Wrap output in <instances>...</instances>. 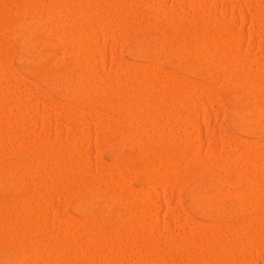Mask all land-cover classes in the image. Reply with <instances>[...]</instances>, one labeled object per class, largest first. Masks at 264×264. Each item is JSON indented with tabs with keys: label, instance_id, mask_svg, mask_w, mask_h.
<instances>
[{
	"label": "rangeland",
	"instance_id": "1",
	"mask_svg": "<svg viewBox=\"0 0 264 264\" xmlns=\"http://www.w3.org/2000/svg\"><path fill=\"white\" fill-rule=\"evenodd\" d=\"M38 1H40V0H32V1H29V2H32V6H34V9H33V11L31 12V13H28V14H26V15H24V16H22V17H20L21 19H30V18H37L38 19V17L39 18H41V19H44L45 17H46V15H45V13H47V11H49V9L51 10V5L52 4H49L50 5V8H47V4H48V2H50V1H52L51 3H53V6H52V9H59V7H61V6H63L62 4H64L65 3V1H63V0H44V2L46 3L47 2V4H45V3H43L42 5L41 4H39V2ZM58 1H59V3H58ZM61 1H63V2H61ZM73 1H75V2H73V5H67V8H66V10L68 9V7H69V9H73L74 11H71V10H68V11H71V13H76L77 15H74V16H77L78 17V15H79V12L81 11L80 9H84V8H81L82 6H84V5H82V4H84L85 2H86V4H85V6H86V8H87V6H88V8H91V11H90V9H86L85 8V10L86 11H90L91 13H90V16L91 17H93V19H95V20H93V19H91V17H90V20L91 21H93V22H95L96 20V24L98 25V24H100L99 26V28L101 29V32H103L104 30H105V32L107 33L108 32V34L110 33L109 31H111V28L112 29H114V28H116V27H118L119 25L118 24H120L121 26H119L118 28H116V30L114 29L112 32H114L113 33V35H107L108 37H106V33H105V35H103L104 33H102V38L99 36L98 38H95L96 39V41H95V39L94 40H92L91 42L93 43H91L90 44V46L93 48L94 46V48H97L96 50L94 49V51H96L95 53L96 54H94V55H97V56H95L96 58H94V59H96L97 61H94L93 62V60H92V63H90V64H92V66H91V68H89V69H91L92 71H94L93 70V68L96 70V71H94L93 72V77L94 78H96L95 77V74L97 73V74H99L100 73V76H101V78L103 79V82H102V80H101V78L99 79V78H97L96 80H97V82L95 81V83H97L98 84V88H103V91H102V89L101 90H99V89H97V86L95 87V85H94V87L97 89V91L95 92L94 90H96V89H92L93 87H91L90 89H88L87 88V98H89L90 99V102H92V103H83V100H82V102L81 103H79L80 101L78 100L80 97L79 96H74V98H71V99H73V100H71V101H73V102H71L70 100H64V99H61L62 97H61V95H60V93H59V91L57 90V89H55V88H51L50 86H48V85H44L43 84V82L42 81H40L39 79H38V77L37 76H35V75H33L32 73H30L29 71H27V69L24 67L25 66V64H24V60H23V58L24 57H28L29 55H28V53L27 52H24V51H22V47H21V38L19 39V38H17V37H15L14 36V29H15V24H16V22H17V20L18 19H20L17 15V17L15 16V14L16 13H13V12H16L14 9V6L13 5H11V4H7L6 6H2L1 7V3L2 2H0V8H2L1 9V11H0V24H3L2 26H4V27H0V35H1V37L0 38H5L4 39V41H7V48H3V45H2V47L0 48V86L2 87L1 89H2V91H1V89H0V94L3 92V94H1V95H8L7 93H5V90H6V88L5 87H8V90H11V91H16V94L18 93V91L20 90V89H22V91H23V93L21 94V95H19V94H17V96H18V98L21 96L22 97V95H23V100H20L21 99V97L19 98V100L22 102V103H18V102H20V101H18V99H16L17 97H16V94H15V96H14V94H11V92H9L8 90H7V92L10 94L9 96H12V98H10L9 100H14V101H10L9 102V100H7L9 103H7L6 102V99H5V101H4V96H1L0 95V98H1V100H3L2 102L0 101V104L2 105L4 102L6 103V104H10V103H12V104H10V108H7V107H5V108H1V107H3V106H1L0 108H1V111H3V110H7V112L8 113H11L10 111V109H12V113L14 112V117L16 116V118L18 119V116L20 115H18V110L19 111H21L20 109H22V108H24L25 106H27V107H25V109H22V110H25V121H24V123H23V118L22 119H18L19 121H18V124L16 123V121H17V119H16V121H15V118H13V114L12 115H10V114H8V116L10 117V119L11 120H9L7 117V114L6 115H4L3 116V114H2V112L0 113L3 117H2V119L3 118H5V116H7L6 117V120H9V122H6L4 119L1 121V119H0V123L2 122V123H4L5 125H3L2 123H1V127H3L2 129H1V127H0V135H1V137H0V142H1V147L3 148V150H2V148L0 149V154H1V152H6V154H7V156H5L4 157V154H3V156H2V158H0V159H2V160H0V165H1V169H0V171L1 170H4V169H7V170H9V172H15V170L16 169H19L20 167H22L24 164H27L29 167L30 166H33V168L32 167H30V169L32 168L33 169V171L35 170V166L36 165H38V163H42L43 162V164H45L44 163V161H41V160H43V158L44 157H46V158H44L45 159V161H46V164H47V168H48V164H49V161H50V154L51 153H53L54 155L56 154L57 155V157H58V154H59V157H61L62 158V156H60V155H64L65 154V156H66V154H68V156H69V154L71 155V156H78L80 153H82V154H80V156H78V157H81V155H82V157L85 159V161H87L88 163L86 164V165H88V164H91V172H92V175L91 174H89L88 175V173H86L85 172V174H83L84 172H82V173H80V174H82V176H81V178H80V174H76L75 172H77L74 168H77L78 166H76L75 164L76 163H74V162H72V163H74V165L73 164H71V163H69L70 165H68L67 163L68 162H66L65 161V163H64V160H62V159H60L61 160V162L62 163H60V161H59V159H57L56 161H58V163H59V167L57 166L58 165V163H56V165H53V164H55V162H53V163H51V165L49 164V167H51L50 169L48 168V170H47V168H45L46 170V172H44L43 174L41 173V174H39V181L41 180L42 182H43V186H44V184L46 185V188H51V186L55 189H57V188H59L60 186V189L62 188L63 189V187L65 186L66 187V185H68V181H66V177L65 178H62V175H65V174H67L68 172L70 173V170L71 171H73V172H71L70 174H74V176L73 175H70L69 173H68V175H65V176H69L68 178L70 179V180H73L74 178H75V175H78V176H76V178H77V180H79V181H77V183L75 184V185H73V183H69V185H73V186H71V187H73V188H71V191H69V192H64L65 191V188L63 189V190H60V189H57L56 190V192L57 191H59L58 193H56L55 192V190H52V191H54L55 192V194H53V192H52V195H56V196H53V200L55 201H53L52 200V203H49V205H51L52 206V208H53V205L55 204V208H53V209H51L50 210V208L48 207L49 205L48 204H45V205H42L40 208H38V210H39V212H37V208H35V210H33V212L31 211L30 213H31V215H30V213H29V217L31 218V217H34V214L37 212L38 214H41L43 211H44V209H45V211L48 209L49 210V213H50V211H51V215L52 214H54V212H53V210L55 211V213H56V215L55 216H57V218H63L64 217V219H68V217H66V216H68V215H70V217H77V218H79V216H81V214L79 215L78 213V211L77 210H75L74 209V206H75V204L77 205L80 201H82L83 199H85V198H87V197H93V199H94V205H95V208H100L101 210H103L104 212H103V215L105 216L106 214H109V213H113L115 210H117V211H119L118 209H120L123 213H124V216L122 215V213H121V216L122 217H120V219H124V220H126V219H128L129 218V216H130V213H135L136 211H134V210H136V209H138L139 210V208H142L143 207V205L141 206V204H140V206L139 205H137V208H136V206H135V208L136 209H134L133 211H131L133 208H130V207H133L134 205H131V204H127L126 205V203H119V202H114V201H116L117 200V196L115 195V193H114V191H113V189H111L110 188V186L105 182V177L107 176H109V172L111 171V172H113V174H110V175H113V176H115V177H119L120 175L119 174H117L116 172H117V170H116V168L118 167L117 165L115 166V164L114 163H116V158L115 157H117L119 154L120 155H129V153H130V155L131 154H133L135 151H133V148L135 147L134 145H132L131 143H129L126 139H128V137H129V133L131 132H129L128 130H131V129H133V130H136L139 134H138V136H140L141 137V134L143 133V137H144V134H145V137H147L148 135H150L149 136V138L151 137V136H155L154 137V139H156V141H158L157 139H159L160 140V142L158 141V143H161V142H165V144H159V145H157L156 146V150H157V155H155V156H157V158L160 156H162L160 159L162 160V159H164L163 157H165V159H168L167 158V155L166 156H164L166 153H172V154H170L171 156H173L172 157V159L174 160V161H177L178 162V164H180L181 166H182V168H181V166H179L180 168V170L178 169V168H176L177 167V164H176V170L177 171H175V172H173V169L175 170V168L173 167L174 165H172V164H169L170 162H168L167 160L165 161V159L164 160H162V161H165V162H167V164L168 165H170L169 167H167V166H165V162H162L161 163V160L159 159V161H160V163H159V161H158V159L156 158L155 160H157L154 164L156 165V164H158L159 166H160V168H161V171H160V173H161V175L160 176H162V177H164V175H166L164 178H157V177H159V176H157V177H155V175H154V179L152 180H150V178L148 177L147 179L149 180H147V179H144V177H142L144 174L145 175H147L148 176V174H146V173H144L143 175H141L143 172H139V171H137V170H134L133 168L132 169H123L122 170V172H126L125 174H127V180H126V182H127V184H130L129 186L131 187V188H134V189H136V190H141L142 188L144 189H148V187L149 188H151V187H153L152 185H154L152 182L154 181V183L157 181L158 183H159V186H160V183L161 182H163V186L161 187H159L156 183H155V185H157V190L158 191H160V192H158L157 191V193L159 194V197H158V194H157V197L159 198H156L157 199V202H154L155 204H152L151 206H152V214H154V215H148V216H146V220L148 221V220H152V219H154V218H156L158 221H155V222H157L153 227H154V229H156V231H157V229H158V233H159V230H160V235L162 236H160L162 239H158V240H160L159 241V243H158V241H157V244H155L154 246L155 247H157V249H155V247L154 246H152V250L153 249H155L154 251H152L153 252V254H159V253H163V249H165V251L167 252V255L169 256L168 258H169V260H179V261H185V259H188V258H190V259H192V260H194V261H196L197 259V261L196 262H202V264H210V262H212L213 264H214V260H216V259H213V261H211V258H210V262H209V260H207L206 258H207V256H211L210 254H214V256H217V257H225L223 260H218V262L219 261H221V264L223 263V264H225V263H227V264H231L232 263V261H231V257H235L236 259H237V257H241V259H240V261L242 260V253H240V248H239V246H243V245H246V243L245 242H248V244H250V243H253L254 242V244L256 243L255 241H257L256 239L258 238V240H259V244H261L260 243V241H262L264 238H259V235L257 234V232H259V231H263V233H264V229H262L260 226H264V225H260L259 226V224L257 225L255 222H254V224L252 223L251 224V226L253 225H257V227H253L252 226V228L251 227H249V225H248V228H251L250 230H248L247 232H246V234L244 235V233H245V231H244V233H242V230L240 231L239 229H238V234H237V236H236V234H235V232L237 231L236 230V228L234 229H232V230H234V231H230V234H229V231H228V240L231 238V233H232V239H231V243H229V244H231L230 246H229V244L227 245L226 244V247L223 249L224 250V253L226 252V250H227V252H226V255L227 256H225V254L223 253V251L221 250V252L219 251V249H218V251H217V248H220L221 247V243L223 244L224 242H225V240H223L222 238H220L219 236H217L219 239H222L223 241L221 242V243H218L217 241V238L214 236V238L213 237H210L209 235H211L210 234V232H209V234L207 235V233H206V230H208V228H206V226H210L209 224L211 223V226L209 227V228H211L213 231H214V233L212 234V235H214V234H216L215 232H216V230L214 229V227L213 226H215V228H217V226L218 225H216L215 224V220H211V218L209 219L208 218V216L207 215H205V214H207L206 213V211H209L210 209V207L212 208V207H218V206H222V205H226L227 203H229V199L227 198V197H225V196H222V197H217V194L215 195V197H214V195L212 194V193H217L216 192V190L217 189H214V188H216V187H214V186H210V185H208L209 183H208V180H207V178L209 179L210 178V176H228L227 174H229V173H227L228 172V170L230 171V169L233 167V165L235 164H229L228 162H230L232 159H230V161H229V157H228V155L230 156V158H231V155H232V153H233V155H235L236 157H237V155H239L237 158H239V159H242V161H243V158H241V157H244V159H245V161L247 162V158H248V161H251V160H257L258 158V160H257V162L255 161V163H256V165H257V163L259 162V163H261V164H258V165H260L261 166V168L263 167V169H264V124H259L260 126H259V128H261V129H259L258 131H256V132H252V131H249V130H240V128L238 127V126H236L233 122H232V118H233V115L235 114V112H236V110L237 111H241V113H242V118L243 119H249V118H251L252 116H253V114L251 115V108H252V105H253V102H262V103H264V87H262V86H260L261 88H262V90L261 89H253V91L252 92H255V94L254 93H251V100L253 101H247V102H245V103H238V102H236V101H234V100H232V99H230V95H232L234 92H235V89H233L232 87L231 88H229V87H227L226 85H224V84H222L221 83V81H220V83H219V80L218 79H216L217 77H215L214 75H212V74H208V73H206V74H199V73H197L196 71H193V70H190L189 71V69H185V66L186 65H188V62L190 61V59H191V57L188 55H183V56H181V57H179V59H177V57H176V59L175 58H173L174 60H172V58H166V59H164V58H162V57H156V56H153V55H148V54H144V53H141V52H138V51H136V50H134V45L137 43V41L139 40V39H141V37H143L144 35H154V34H156V33H158V30H159V28H161L162 26H163V23H164V25H166V21L165 20H163L164 22H162V19H166V18H162V19H160L161 21H159V18H161V17H164V15L163 16H161V17H159V16H157L155 13H153V11H155L156 12V10L158 9V8H161V7H163V8H161V9H166V11H164V13L165 14H167V15H169V16H167L168 18H170V22H172L173 24H175L176 23V25H178V26H180V25H182L184 22H185V20H189V18L191 17V21L189 22V24H187L190 28H193V27H196V25H202V24H209V25H211V27H213L215 30H216V32L218 33V32H220V37H223V36H225L226 38L228 37V35L230 36V35H232V34H235V33H239L240 35V38L238 37V40H240L239 41V45H241V49H245V50H241V52L240 53H246V55L248 56L249 55V59H254L255 58V62L253 63V65H251V66H253L251 69H250V67H246V68H248L249 70H252L253 68L255 69V70H253V71H255V72H253V74L254 73H256L257 71L256 70H258V74H259V70H260V67H261V64H263L264 63V14L261 16L260 14H261V12L263 13V11H264V9H263V11H261L262 9L261 8H264V0H205L207 3L205 4V1L204 0H159L160 1V4H159V1L158 0H135V1H131V0H126L127 1V3H129L130 1L132 2H130L131 3V5H130V3L129 4H126L127 6H129V7H127L125 4H124V6L123 5H116L115 3L116 2H114V4H115V7H116V9H115V7L114 8H112L113 6H112V2H113V0H109V4H108V6L109 5H111V8L112 9H115V10H118L119 12H121L120 14H119V16L121 17V18H119V16H118V18L116 17V19L114 18V20L113 21H110L111 23L113 22V23H118V24H112V25H110L109 23H106V22H108V17H106V14H107V12H104V9H100L99 8V6H97V3H93V2H95V0L94 1H91V0H73ZM80 2V5H81V7H79L78 5V3ZM82 1V2H81ZM136 1H137V3H136ZM140 1V2H139ZM177 1V2H176ZM194 1H195V3H194ZM198 1H202L201 2V4H200V6L202 7V8H204V10H206V11H204V10H201L200 9V7H199V5H197L199 2ZM204 1V2H203ZM210 1H213V3L212 4H210L211 2ZM36 2H38V4L36 3ZM55 2H57L58 4H56L55 5ZM62 4H61V3ZM67 2V1H66ZM84 2V3H83ZM134 2V3H133ZM142 2V3H141ZM190 2V3H189ZM194 3V4H196L195 5V7L197 8V7H199V10H198V8L196 9L197 11H199L198 13L199 14H202V15H199V14H197L195 11H194V13H196V14H194V16H191L190 15V13H191V9L189 8V6L192 8L193 6H191V3ZM197 2V3H196ZM67 3H69V4H71V1L69 0V2H67ZM66 3V4H67ZM82 3V4H81ZM87 3H89V5L87 4ZM151 3H152V5H151ZM163 3V4H162ZM186 3V4H185ZM205 5H204V4ZM215 3V5H213ZM34 4V5H33ZM35 4H37V5H35ZM60 4H61V6H60ZM75 4H78V5H75ZM113 4V5H114ZM134 4H136V6L134 5ZM139 4H140V6H139ZM165 4V5H164ZM11 6V7H9V6ZM57 5H58V7H57ZM65 5V4H64ZM93 7V9H92V7ZM211 5H213V6H215V8L216 9H214V7H213V9H212V6ZM260 5V6H259ZM262 5V6H261ZM36 6H37V9H39L40 10V8H42V9H46V11L45 10H37L36 9ZM42 6V7H41ZM84 6V7H85ZM117 6H121L122 7V11L119 9V7H117ZM125 6H126V8H125ZM131 6H132V10H131ZM158 6H160V7H158ZM165 6V7H164ZM204 6V7H203ZM205 6H207L208 8H209V6H210V8L208 9V8H205ZM7 7H8V9H7ZM49 7V6H48ZM77 7H78V10H77ZM94 7H97L98 9H96V8H94ZM136 7V8H135ZM138 7V8H137ZM152 7H155L156 8V10H154V8H152ZM180 7V8H179ZM261 7V8H260ZM124 8H125V10H124ZM128 8V9H127ZM142 8V9H141ZM258 8V9H257ZM63 9L65 10V8L63 7ZM76 9V10H75ZM96 9V10H95ZM153 9V10H152ZM174 11H173V10ZM192 9H194V7L192 8ZM245 9V10H244ZM5 10V11H4ZM14 10V11H13ZM36 10V11H35ZM66 10H65V12H66ZM135 10V11H134ZM151 10V11H150ZM178 10V11H177ZM208 10H213L212 11V13H210V11H208ZM214 10H216V11H214ZM83 11V10H82ZM96 11H98V12H96ZM99 11H101V13H99ZM124 11H127L128 13L130 12V14H132V17H130V16H128L129 14L127 13L126 14V12H124ZM140 11H142V12H140ZM193 11V10H192ZM202 11H203V13H204V15L206 14V18H204L205 16L203 15V13H202ZM242 11H244V12H242ZM5 12V13H4ZM64 12V13H65ZM123 12V13H122ZM145 12V13H144ZM171 12H172V14H173V16H172V14H171ZM190 12V13H189ZM206 12V13H205ZM207 12H209V13H207ZM223 12L225 13L224 15H223ZM34 13V14H33ZM41 13V14H40ZM67 13V12H66ZM65 13V14H66ZM68 13H70V12H68ZM81 13V12H80ZM103 13H104V15H103ZM148 13V14H147ZM152 13L155 15V16H157V18H158V20H157V18L156 17H154V15H152ZM185 14V16H184V14ZM231 13H232V17H231ZM242 13H247V14H242ZM64 14V16H66L67 18L69 17L67 14L65 15ZM91 14H94L95 16H93V15H91ZM97 14H99L98 16H97ZM100 14H102V15H100ZM122 14V15H121ZM127 16H126V15ZM138 14V15H137ZM139 14H141V15H139ZM189 14V15H188ZM207 14H209V16L207 15ZM214 14V15H213ZM219 14V15H218ZM73 15H71V17H73L74 18V16ZM148 15V16H147ZM213 15V16H212ZM217 15V17H218V19L215 17ZM222 15L225 17V18H223V20H222V18H220L221 20H219V17L221 16L222 17ZM252 15H254V17H256V16H258L257 18L258 19H252ZM41 16H45L44 18L43 17H41ZM63 16V17H64ZM106 17V19H104V20H102L103 19V17ZM107 16H108V14H107ZM125 16V17H124ZM144 16H147V17H144ZM152 16L154 17V18H152ZM186 16H189L188 18L186 17ZM201 16H203L202 18H201ZM230 16V17H229ZM252 16V17H251ZM11 17V18H10ZM30 17V18H29ZM65 17V18H66ZM141 17V18H140ZM165 17H166V15H165ZM176 17V18H175ZM183 17H184V19H183ZM186 17V18H185ZM200 17V18H199ZM207 17H209V18H207ZM211 17H213V19L211 18ZM228 19H227V18ZM4 18H5V20H4ZM66 18V19H67ZM99 20H98V19ZM102 18V19H101ZM123 18V19H122ZM147 18V19H146ZM156 18V19H155ZM217 20H216V19ZM41 19H39V20H41ZM126 19V20H125ZM132 19V20H131ZM133 19H135L134 21H133ZM136 19H137V21H136ZM141 19H143V20H148V21H150V20H154V24H153V22L152 21H150V22H152V25H151V27L148 29V28H144V24L142 23V21L143 20H141ZM205 19V20H204ZM209 19V20H208ZM213 20V22L216 20V22H214L215 24L216 23H218V26H217V24L216 25H214L213 26V23L211 22L212 20ZM9 20V21H8ZM111 20V19H110ZM118 22H117V21ZM120 20H122V21H120ZM115 21V22H114ZM183 21V22H182ZM195 23H194V22ZM209 21V22H208ZM218 21V22H217ZM219 21H224V22H226V23H224V22H222L221 23V25H220V23H219ZM262 21V22H261ZM104 22V23H103ZM136 22V23H135ZM160 22H162V23H160ZM5 23V24H4ZM125 23V24H124ZM140 23V24H139ZM186 23H188L187 21L184 23V24H186ZM212 23V24H211ZM107 24H109L110 25V27L107 25ZM141 24H143V25H141ZM158 24H161V25H158ZM169 23H167V25H168ZM171 24V23H170ZM173 24H171V25H173ZM183 24V25H184ZM195 24V25H194ZM107 25V26H106ZM135 25V26H134ZM1 26V25H0ZM81 26V25H80ZM80 26H78V33L80 32H83L82 34L83 35H80V34H78V35H80V36H84V34H86L85 32V30H83L82 28L84 27H80ZM113 26V27H112ZM142 26V27H141ZM152 26L154 27L153 29H151L152 28ZM79 27H80V29H82V30H79ZM85 27H87L86 25H85ZM102 27H104V29L102 28ZM106 27V28H105ZM109 27V28H108ZM121 27V28H120ZM155 27H159L158 29L157 28H155ZM224 27V28H223ZM3 29V30H2ZM86 29V28H85ZM109 29V30H108ZM135 29V30H134ZM138 29V30H137ZM106 30H108V31H106ZM226 30V31H225ZM224 31V32H223ZM116 32V33H115ZM232 33V34H231ZM41 34V35H40ZM43 33H39V32H37V33H35V35L34 36H37L36 38H38L37 40L39 41V43H38V41H37V43H36V45H35V50L36 51H33V52H36L37 54H40V55H48V53H50V54H53V53H55L54 51H58V48H57V46H55L54 44H52V43H50V44H48V43H46V41L44 42L43 40H44V35H42ZM110 34H112V33H110ZM119 34V35H118ZM224 34V35H223ZM100 35H101V33H100ZM217 35H219V33L217 34ZM223 35V36H222ZM237 35V34H236ZM3 36V37H2ZM104 36V37H103ZM238 36V35H237ZM106 37V38H105ZM41 39H42V42L44 43H42L41 42ZM101 39H103V41L101 40ZM104 39H105V41H104ZM209 39H210V37H209ZM215 39H216V37L215 36H212L211 37V39L210 40H214L215 41ZM1 40V39H0ZM4 41H2V43H4ZM20 41V42H19ZM98 41V42H97ZM210 42H212V41H210ZM0 43H1V41H0ZM1 43V44H2ZM71 43H73L74 45L75 44H77V42L76 43H74V42H71ZM99 43V44H98ZM0 44V45H1ZM5 44V43H4ZM10 44V45H9ZM244 44V45H243ZM19 45V46H18ZM78 45V44H77ZM77 45H75V46H77ZM80 45V44H79ZM93 45V46H92ZM105 45V46H104ZM118 45V46H117ZM250 45V46H249ZM81 46V45H80ZM80 46H77V47H80ZM10 49H9V48ZM18 47H21V48H18ZM91 47H89L90 49H91ZM118 47V48H117ZM225 47V46H224ZM222 47L221 49H218V51H216V53H215V55H218L219 57H220V55L222 56L221 58H223L224 59V57H225V55H227L226 53H230V52H228L227 51V48L229 47ZM3 48V49H2ZM83 48V50H84V48H86V51H85V53H83L82 52V49H81V47H80V52L81 53H83L84 54V56H85V54H87L86 52H87V49H89V48H87V47H82ZM115 50H114V49ZM117 48V49H116ZM224 48V49H223ZM8 49V50H7ZM15 49V50H14ZM89 49V50H90ZM132 49H133V51H136V52H132ZM222 49L224 50V52H225V50H226V52H225V54H224V52L222 51ZM229 49V48H228ZM240 49V48H239ZM89 50H88V54L89 53H91V51H92V53L94 52L92 49H91V51L89 52ZM229 50H231V49H229ZM248 50V51H247ZM11 51V52H10ZM212 51V50H211ZM214 51V50H213ZM212 51V52H213ZM244 51V52H243ZM220 52H222V53H220ZM47 53V54H46ZM101 53V54H100ZM244 53V54H245ZM87 54V55H88ZM220 54V55H219ZM224 54V55H223ZM243 54V55H244ZM263 54V55H262ZM93 55V54H92ZM242 55V54H241ZM260 55V56H259ZM9 56V57H8ZM67 56V55H66ZM65 56V57H66ZM83 56V55H82ZM83 56V57H84ZM100 56V57H99ZM185 56V57H184ZM209 56V55H208ZM211 56V55H210ZM224 56V57H223ZM245 56V55H244ZM244 56H242V57H244ZM246 56V57H247ZM256 56V57H255ZM68 57H70V58H67V60L64 58V60H59V62H58V60L57 61H55L54 62V64L53 65H55V66H53L52 65V69H59V68H63L65 65H66V63L64 64V61H70V59L72 58V56L71 55H69ZM98 57H99V59H98ZM227 57V56H226ZM190 58V59H189ZM116 59V60H115ZM120 59V60H119ZM247 59H248V57H247ZM169 60H171V61H169ZM111 61V62H110ZM120 61H122L121 63L124 65H126V67H127V65L128 66H130V65H132V66H130L129 67V69H130V71H126V72H124V70H121V69H124V67H123V65H122V67L123 68H121V65L119 66V62ZM251 61V60H250ZM249 61V62H250ZM95 62H96V64H95ZM114 62V63H113ZM247 62H248V60H247ZM261 62H263V63H261ZM112 63L113 64H118V66H119V68H118V66H117V64L116 65H114V66H116L113 70H112ZM129 63V64H128ZM132 63V64H131ZM259 63V64H258ZM111 66H110V65ZM102 65V66H101ZM259 65V67H257ZM1 66H2V68H1ZM137 66V67H136ZM141 66V67H140ZM248 66H249V63H248ZM24 67V68H23ZM106 67V68H105ZM108 67H111V69H109ZM125 67V68H126ZM135 67V69L133 70V68ZM147 67V68H146ZM154 68L155 70H156V74H159L158 75V77L160 78V81H159V79H155V77L156 76H154L153 77V75L155 74V73H153V75L151 74L152 72H150V71H152L153 69L152 68ZM157 67H159L158 68V71L160 72H158L157 71ZM163 67V68H162ZM263 67H264V65H263ZM263 67H261L262 69H263ZM141 68H143V70L144 69H146V71L148 70V68H151V69H149L150 71V73L149 72H147V75H148V73L153 77H151V76H149V79L147 78V79H145V83H150V82H152V84L154 85V83H153V81L155 82H157V81H159V83H160V85L161 84H163V82L165 83V84H173V82H172V80H174V79H176V82H178V80H180V79H182L181 81L184 83V80H185V82L187 83H185V84H183L185 87L188 85V90H187V88H185V87H183V85L181 84V81H180V84H179V82H178V84L179 85H181V86H179V90H178V88L176 87V86H178V84H176V83H174L175 85H173V87H172V84L170 85L172 88H168L164 93H166L167 92V94L166 95H164V98L162 97L163 95H161V96H159L160 97V100H162L161 98H163V100H164V103H166L165 101H171L170 99H173V101H171V102H174V100L176 101V102H178V103H176L175 102V105H177V106H180V108H179V114L177 115L176 113H175V115H177L176 117L177 118H179V119H181V117H178L179 115H182L183 114V116H182V118H184V119H186V120H192L193 119V121L196 123V121H197V125H198V127H196L197 125H195V127H196V129L194 128V129H191V128H193V127H191V126H189L188 128L189 129H187L190 133H189V135H190V137L191 138H193V142H194V144L197 146L198 145V147L199 148H197L198 150H199V158H198V160L196 161V160H193L192 161V153H193V151H192V149H190V151H189V149H188V147L186 148V147H184V145L182 146V144H180L179 145V142L180 141H178L180 138H177V139H175V142L171 139L170 141L167 139H163V140H161L160 138H162V136L159 138V134H158V131L160 130V131H164L163 129H161V127L160 126H155L154 124H151V126H150V124H148L150 127H152V125L153 126H155V128H157L158 127V131H156V129L154 128V130H152L153 129V127L150 129V127L148 126V127H146L145 128V130H144V128L142 127V125L140 124L141 122H136V123H134V125H132L130 122H129V120L128 121H126L128 118H127V116H126V118L127 119H123V118H125V117H123V115L121 116L120 115V112L117 110V109H114L112 106L110 107V106H108L107 104H103V103H105V101H106V98L107 99H110V98H114V95H115V98H116V96H118V95H116L115 93H119V95H121L123 92H124V90L125 89H123L122 87H124L126 84V82H123L125 85L124 86H122L123 84H121V82L122 81H125L126 79H130L131 81H129V83H127V85H126V87H124V88H131V90L130 89H128V91H132L133 90V87L134 88H136V87H138V85H137V82H135L134 81V79L137 77V75H139L140 74V76H142L144 73H142V71H140L141 70ZM162 68V69H161ZM12 69V70H11ZM24 69H26V70H24ZM137 69V71H135ZM164 69V70H163ZM2 70V71H1ZM4 70V71H3ZM15 70V71H14ZM79 70H80V68H79ZM78 70V72H81V70H82V72H85L86 71V69L85 68H81V70L79 71ZM84 70V71H83ZM88 70V69H87ZM101 71V72H99V71ZM90 71V70H89ZM122 71L124 72V74H122ZM166 73H165V72ZM170 71V72H169ZM174 71H176V72H174ZM262 71V70H261ZM1 72H2V75H1ZM5 72V73H4ZM18 72V73H17ZM118 72H120V75H119V73ZM140 72V73H139ZM153 72H154V70H153ZM163 72L167 75V77L168 78H165L166 77V75L165 74H163ZM174 72V73H173ZM252 72V71H251ZM3 73L5 74V75H7V76H5V75H3ZM7 73V74H6ZM30 73V74H29ZM91 73V72H90ZM116 73V74H115ZM162 73V74H161ZM256 73V74H257ZM263 73V75H264V69H263V72H260V75ZM20 74V75H19ZM96 74V75H97ZM142 74V75H141ZM172 74L174 75V74H177L176 76L174 75V77H172ZM199 74V75H198ZM247 74V73H246ZM257 74V75H258ZM91 75H92V73H91ZM116 75V76H115ZM146 74H144L143 75V77L145 76ZM161 75H162V77H161ZM164 75V76H163ZM169 75V76H168ZM243 75H245V74H243ZM263 75H261V76H263ZM21 76V77H20ZM147 76V77H148ZM179 76V77H178ZM213 76L215 77L214 79L215 80H218L217 82L213 79ZM9 77H10V79H9ZM97 77H98V75H97ZM135 77V78H134ZM142 77V78H143ZM146 77V76H145ZM163 77H164V79H163ZM181 77V78H180ZM211 77H212V79H211ZM4 78V79H3ZM118 78H119V80H118ZM134 78V79H133ZM18 79V80H17ZM144 79V78H143ZM142 79V80H143ZM151 79V80H150ZM153 79H155V80H153ZM166 79L167 80H169V82H167L166 81ZM20 80V81H19ZM117 80V81H116ZM150 81V82H147V81ZM164 80V81H163ZM171 80V81H170ZM193 80V81H192ZM5 81V82H4ZM16 81V82H15ZM119 81H120V83H119ZM127 81V80H126ZM191 81V82H190ZM22 82V83H21ZM30 82V83H29ZM104 82H106V83H104ZM134 82V83H133ZM8 83V86L6 85ZM13 83V84H12ZM102 83H104L103 84V86L104 87H102ZM195 83V84H194ZM196 83H197V88H198V86L201 88V86H202V88H204V89H202V90H199V88L197 89V91L199 92H201L202 94H203V96L205 97L204 99H206V98H209L211 95H213V96H215L213 99L216 101L215 103H214V100L210 97L209 99H210V101H207L208 99H206V100H204V101H202L201 102V105H199V106H197L196 107V109H194L193 107H192V105H191V103L192 104H194V100H193V102H192V100L191 99H193L194 97H191L192 96V94H197L198 92H194L195 90H194V86H191V85H196ZM96 84V85H97ZM119 84H121V85H119ZM132 84V85H131ZM134 84H136L135 86H133ZM151 84V85H152ZM198 84H200V85H198ZM6 85V86H5ZM24 85V86H23ZM26 85V86H25ZM99 85H101V86H99ZM106 85H107V87H106ZM156 85V84H155ZM157 85H158V83H157ZM157 85L155 86V87H157ZM33 86V87H32ZM37 86V87H36ZM118 86L120 87L121 86V88H118ZM169 86V87H170ZM88 87V86H87ZM90 87V86H89ZM175 87L177 88L176 90H175ZM193 89H192V88ZM257 87H259V86H257ZM256 87V88H257ZM3 88H5V90L3 89ZM23 88H26V89H23ZM32 88V89H31ZM35 88H38V90L37 89H35ZM174 88V90H172ZM18 91H17V90ZM137 90H138V88H136ZM171 89V90H170ZM181 89V90H180ZM182 89H183V91H182ZM192 89V90H191ZM99 90V91H98ZM135 90V89H134ZM187 90V91H186ZM189 90H191V92L192 93H190L189 92ZM204 90V92H202ZM21 90H20V92H22ZM28 91V93H27V95H26V97L29 99H27V98H25L24 96V94L26 93ZM30 91V92H29ZM92 91H94V92H92ZM113 91V92H112ZM32 92H33V94H32ZM100 92V93H99ZM135 92V91H134ZM137 92V91H136ZM173 92V93H172ZM199 92V93H200ZM13 93V92H12ZM102 93H104L103 95V97H105V98H101V102L99 101V104L100 105H98V103L97 104H95V102H93V101H91V100H93L94 99V97H98L99 96V94H100V96L102 97ZM117 93V94H118ZM200 93V94H201ZM218 93V94H217ZM178 94H179V96H178ZM184 94V95H183ZM191 94V95H190ZM257 94V95H256ZM60 95V96H59ZM112 95H113V97H112ZM194 95V96H195ZM205 95H208V97L207 96H205ZM99 96V97H100ZM171 96V97H170ZM173 96V97H172ZM255 96V97H254ZM16 97V98H15ZM30 97V98H29ZM90 97H92V98H90ZM159 97L158 98H156V96L154 97V99H152V100H155V98L158 100V104L159 105H163L162 104V102H160L159 101ZM176 97V98H175ZM182 97V98H181ZM229 99H228V98ZM3 98V99H2ZM6 98L8 99V96H6ZM76 98H77V100L79 101H77L78 103H76ZM167 98V99H166ZM178 98H180V100L178 99ZM191 98V99H190ZM218 98V99H217ZM253 98V99H252ZM255 98V99H254ZM17 101H16V100ZM24 99H25V101H24ZM26 99H27V101H26ZM41 99V100H40ZM105 101H104V100ZM179 100V101H177V100ZM181 99L182 100H185V101H181ZM58 100V101H57ZM62 100V101H61ZM88 100V99H87ZM61 101V102H60ZM89 101V100H88ZM181 101V102H180ZM230 101V102H229ZM66 102V103H65ZM68 102H70L69 104H67ZM84 102H85V100H84ZM103 102V103H102ZM153 102H155V101H153ZM169 102H167L166 104H171V103H169ZM183 102H184V104H183ZM186 102H187V104H186ZM204 102H206V103H204ZM4 103V104H5ZM34 103V104H33ZM48 103V104H47ZM61 103V104H60ZM74 103V104H73ZM182 103V105H184V108H181L182 107V105H179V104H181ZM189 103V104H188ZM233 103V104H232ZM235 103V104H234ZM3 104V105H4ZM43 104V105H42ZM53 104V105H52ZM66 104V105H65ZM81 104V105H80ZM155 104H156V102H155ZM165 104V105H166ZM174 104V103H173ZM186 104V105H185ZM17 105V106H16ZM42 105V106H41ZM51 105V106H50ZM88 105V106H87ZM98 105V106H97ZM107 105V106H106ZM157 105V104H156ZM236 105V106H235ZM7 106V105H6ZM47 106V107H46ZM167 106V105H166ZM166 106L164 107V105H163V107L162 108H164V110H166L167 108H166ZM207 106V107H206ZM212 106V107H211ZM69 107V108H68ZM102 107V108H101ZM109 107V108H108ZM167 107H169V106H167ZM186 107V108H185ZM205 107V108H204ZM46 108V109H45ZM67 108V109H66ZM96 108V109H95ZM105 108V109H104ZM166 108V109H165ZM216 108H218V109H216ZM248 108V109H247ZM28 109V110H27ZM39 111H38V110ZM69 109V110H68ZM95 109V110H94ZM101 109V110H100ZM152 109H153V111H154V113L152 112ZM204 109V110H203ZM211 109V110H210ZM233 109H235V110H233ZM124 111H126L127 112V114H128V112L130 111H132V112H136V114L138 113L139 114V112H140V114L141 113H143V112H146L147 114H150L151 116L152 115H154V114H157V116L156 117H163V112L164 111H157V110H155L154 108H150V109H145V110H141L140 108H130V110H129V108H128V110H126V108H124L123 109ZM193 110V111H192ZM48 111V112H47ZM91 111V112H90ZM95 111V112H94ZM96 111H97V113H96ZM101 112V113H103L102 115L104 116L105 115V118L107 119V122L105 123V121H106V119L103 117L102 118V120L103 119H105V121L103 122L104 124H106L105 125V128L104 127H101V125L99 126L100 128H102L103 130H101L100 128V130L97 128L98 127V125H96V124H90V122H91V119H93L95 116H100V118L102 117L101 116V113H100V115H99V113L98 112ZM181 111H182V113H181ZM233 112V113H231V112ZM53 114H52V113ZM65 112V113H64ZM119 112V113H118ZM129 112V113H130ZM159 112V113H158ZM176 112V111H175ZM207 112H208V114H207ZM263 112H264V109H263ZM49 113H51L50 115H48ZM74 113V114H73ZM110 117H107V115ZM125 113V112H124ZM5 114V113H4ZM59 114V115H58ZM83 114V115H82ZM96 114V115H95ZM162 114V115H161ZM188 114V115H187ZM206 114V115H205ZM209 114H210V116H209ZM1 115H0V118H1ZM48 115V116H47ZM55 115V116H54ZM77 115H79L78 117H79V119H78V117H77ZM89 115V116H88ZM161 115V116H160ZM21 116V115H20ZM19 116V117H20ZM42 116H43V118H42ZM51 116V117H50ZM185 116V117H184ZM74 117H76L77 118V120H76V118L74 119ZM83 119H82V118ZM92 117V118H91ZM118 117H120V118H118ZM123 117V118H122ZM161 117V118H162ZM189 117V118H188ZM192 117V118H191ZM71 118H73V119H71ZM90 120H89V119ZM109 118V119H108ZM114 118V119H113ZM164 118V117H163ZM162 118V119H163ZM176 118V119H177ZM196 118V119H195ZM14 119V120H13ZM40 119V120H39ZM80 119L81 120H83L84 122H83V126L81 125L82 124V121L80 122ZM89 121H88V120ZM175 119V117H174V120H176ZM195 119V120H194ZM29 120V121H28ZM43 120V121H42ZM48 120V121H47ZM77 122V124L79 123V125H76V123H75V121ZM119 120V121H118ZM121 120V121H120ZM157 120H158V118H157ZM165 120V119H164ZM172 120H173V117H172ZM190 120V121H191ZM47 121V122H46ZM57 121V122H56ZM88 121V122H87ZM189 121V122H190ZM12 122V123H11ZM13 122H14V124H13ZM19 122L20 123H22V124H24V127H23V125H22V128L20 129V124H19ZM49 122V123H48ZM73 122V123H72ZM157 122V123H156ZM162 122H166V120L165 121H161L160 119H159V121H156L155 120V124H159L160 123V125H162L163 126V124L165 125V123H163L162 124ZM174 122H179L178 120L177 121H174ZM174 122H171L172 124L174 123ZM192 122V121H191ZM9 123V124H8ZM10 123L11 124H13L12 125V128H14L15 129V127L18 129H16V131L15 130H12L11 129V125H10ZM33 123V124H32ZM45 123V124H44ZM61 123V124H60ZM86 123V125L85 126H87L88 128H89V130L87 129V128H85V126H84V124ZM110 123V124H109ZM152 123V122H151ZM153 123H154V121H153ZM180 123V122H179ZM15 124H17V125H15ZM48 124V125H47ZM74 124V125H73ZM89 124H90V126L91 125H95V126H97V127H95V126H89ZM7 125H10V127L6 130V133H4V131L5 130H3V129H6L5 127H7ZM20 127H19V126ZM47 125V126H46ZM77 127H76V126ZM83 127V128H85L84 130L81 128V126ZM176 125V126H175ZM262 125V126H261ZM34 126V127H33ZM41 126V127H40ZM80 126V127H79ZM172 126V125H171ZM173 126H174V130H175V128L176 129H180V127H178L179 125L176 123H174L173 124ZM71 127V128H70ZM95 127V128H94ZM182 127V126H181ZM238 129H237V128ZM28 128L30 129V130H28ZM32 128H34V129H32ZM41 128V129H40ZM137 128L140 130V131H138L137 130ZM162 128H164V126L162 127ZM12 130V132L13 131H15L14 133H12V134H14V135H16V137H14L12 134H11V131L9 132L8 130ZM40 129V130H39ZM47 129V130H46ZM70 131H69V130ZM82 129V130H81ZM87 129V130H86ZM94 129H95V131H96V129H98L97 131H99V134H97V133H95V131H94ZM105 129V130H104ZM142 129V130H141ZM170 129H171V127H170ZM213 129V130H212ZM29 132H28V131ZM147 130V131H146ZM240 130V131H239ZM263 130V131H262ZM38 131V133H36ZM75 131V132H74ZM82 131V132H81ZM187 131V132H188ZM192 131V132H191ZM42 132V133H41ZM48 132V133H47ZM53 132V133H52ZM88 134H87V133ZM103 132V133H102ZM126 132H128V134L126 133ZM133 132V131H132ZM135 132V131H134ZM141 132V133H140ZM155 132H156V134H158V135H156L155 134ZM185 132V130H183V132L182 133H184ZM197 132V133H196ZM226 132V133H225ZM233 132V133H232ZM31 133V134H30ZM34 133H36L37 135H35ZM45 133V134H44ZM93 133H95V134H93ZM160 133V132H159ZM195 133V134H194ZM255 133V135H253ZM257 133V134H256ZM9 134H11V135H9ZM29 134V135H28ZM38 134H40V137H39V135ZM74 134V135H73ZM84 134V135H83ZM102 134V135H101ZM126 134H127V137H125L126 136ZM160 134H162V133H160ZM8 135V136H7ZM22 135H24V136H22ZM44 135V136H43ZM91 135V136H90ZM95 137H94V136ZM98 135H100V136H98ZM199 135V136H198ZM217 135H219V136H217ZM228 135V136H227ZM6 136H7V138H6ZM13 136V137H12ZM65 136V137H64ZM71 136V137H70ZM158 138H157V137ZM239 136H240V139H239ZM9 137V138H8ZM46 137V138H45ZM81 137V138H80ZM123 137H125V139H122ZM144 137V138H145ZM197 137V139H195V138ZM218 137V138H217ZM3 138V139H2ZM11 138V139H10ZM12 138H13V140L14 141H11L12 140ZM18 138H20L19 140H18ZM48 138V139H47ZM71 138H73V139H71ZM74 138H75V140L76 141H78L77 142V146L79 145L78 143H80V141L83 143V145H82V143H80V145L82 146V148L80 147V145H79V147H77V149H75V147H74V142H76V141H73L74 140ZM84 138V139H83ZM151 138H153V137H151ZM220 138V139H219ZM8 139V140H7ZM17 141H16V140ZM40 141H39V140ZM45 139H47L46 141H47V143H46V141H45ZM81 139V140H80ZM147 138H145V139H143V140H146ZM218 141H217V140ZM24 140V141H23ZM26 140V141H25ZM54 140H56V142H54ZM68 140H70V142H68ZM83 140V141H82ZM181 140V139H180ZM200 140V141H199ZM213 140V141H212ZM225 140V141H224ZM230 140V141H229ZM246 140H248V141H251V143L252 144H250V145H247V144H245L246 142ZM9 141H10V143H9ZM19 141V142H18ZM39 141V142H38ZM43 141V142H42ZM61 141V142H60ZM71 141H73V145H69L68 146V144H71ZM97 141V142H96ZM174 143H173V142ZM178 143H177V142ZM224 141V142H223ZM229 141V142H228ZM29 142V143H28ZM35 142V143H34ZM37 142V143H36ZM90 142V143H89ZM126 142H128V144L126 143ZM163 142V143H164ZM238 142V143H237ZM255 142V143H254ZM4 143H5V145H4ZM15 143H17V147L19 146V144H20V146L21 147H18V148H22L23 146H25V147H23L22 148V150H20V149H18V151H17V149L15 148L16 146V144ZM44 143V144H43ZM51 143V144H50ZM59 143V144H58ZM68 143V144H67ZM89 143V144H88ZM180 143H182V142H180ZM212 143V144H211ZM228 143V144H227ZM244 143V144H243ZM253 143H254V145H253ZM256 143H258V144H256ZM260 143V144H259ZM15 144V145H14ZM34 144V145H33ZM57 144V145H56ZM62 144V145H61ZM66 144H67V146H68V148L70 147V146H73V147H70L69 149L67 148V147H64V146H66ZM167 144V145H166ZM193 144V145H194ZM262 144V145H261ZM12 145V146H11ZM23 145V146H22ZM26 145H28V146H26ZM40 145H41V147H40ZM55 145H56V147H55ZM76 145V144H75ZM166 145V147H164ZM169 145H171V147H169ZM194 145V146H195ZM213 145V146H212ZM221 145V146H220ZM245 146H247L246 148H247V150L246 149H244V147ZM15 146V147H14ZM39 146V147H38ZM50 146V147H49ZM57 146H60V148L58 147V150H57ZM62 146V147H61ZM134 146V147H133ZM195 146V147H196ZM240 146H242L243 147V149L240 147ZM249 146V147H248ZM257 146H259V147H257ZM13 147H14V149H15V151H13L14 149H13ZM63 147H64V149H63ZM164 147V148H163ZM230 149H229V148ZM7 148V149H6ZM11 148V149H10ZM26 148H28V149H26ZM79 148V149H78ZM136 148V147H135ZM134 148V149H135ZM190 148V147H189ZM8 149H10V152L8 153ZM13 149V150H12ZM25 149H26V152H25ZM32 149H34V150H32ZM46 149H48V150H46ZM50 149V150H49ZM53 149V150H52ZM55 149V150H54ZM69 151H68V150ZM71 149H73V150H71ZM212 149H214V150H216V151H214V153H216V155L215 154H211L210 152H212V151H210V150H212ZM242 149V150H241ZM2 150V151H1ZM13 152H12V151ZM24 150V151H23ZM43 150V151H42ZM74 150H78L77 151V153H76V151H74ZM118 150V151H117ZM246 150V151H245ZM21 151V152H20ZM23 151V152H22ZM34 151V152H33ZM47 151V152H46ZM56 151V152H55ZM62 151V152H61ZM65 151V152H64ZM70 151H74L73 153H70ZM192 151V153H190ZM217 151H219V152H217ZM228 151V152H227ZM12 152V153H11ZM18 152V153H17ZM43 152V153H42ZM47 154H46V153ZM49 152V153H48ZM55 152V153H54ZM57 152H58V154H57ZM84 152V153H83ZM86 152V153H85ZM133 152V153H132ZM204 152V153H203ZM209 153L210 155H211V157H210V155L208 156L206 153ZM241 152L243 153V154H241ZM245 152V153H244ZM63 153V154H62ZM114 153V154H113ZM116 153V154H115ZM221 153V154H220ZM237 153V154H236ZM247 153V154H246ZM9 154V155H8ZM85 154V155H84ZM202 154V155H201ZM2 155V154H1ZM0 155V156H1ZM170 155L168 156V157H170ZM214 156V158H213V156ZM219 155H220V157H219ZM226 155H227V159H226ZM242 155V156H241ZM185 156H186V158H185ZM188 156V157H187ZM241 156V157H240ZM49 157V158H48ZM58 157V158H59ZM77 157V158H78ZM90 157V158H89ZM114 157V158H113ZM210 157V158H209ZM215 157H217V158H215ZM225 157V158H224ZM233 157V156H232ZM25 158V159H24ZM38 159V160H36V159ZM40 158V159H39ZM42 158V159H41ZM155 158V157H154ZM189 158V159H188ZM221 158V159H220ZM224 158V159H223ZM257 158V159H256ZM27 159H28V161L29 162H27ZM49 159V160H48ZM90 159V160H89ZM114 159H115V162H114ZM170 159V161H171V158H169ZM225 159L228 161H225ZM251 159V160H250ZM262 159V160H261ZM34 160H36V161H34ZM48 160V161H47ZM92 160V161H91ZM186 160V161H185ZM225 162H224V161ZM22 161V162H21ZM30 161H31V163H30ZM39 161V162H38ZM41 161V162H40ZM154 161V160H153ZM173 161V162H174ZM194 161H196V162H194ZM198 161H199V163H198ZM206 161V162H205ZM223 161V162H222ZM260 161H262V162H260ZM10 162H11V165H10ZM14 162H16V163H14ZM25 162V163H24ZM48 162V163H47ZM92 162V163H91ZM94 162V163H93ZM112 162H114V163H112ZM176 162V163H177ZM226 162H227V164L229 165H227L226 164ZM231 162H233V161H231ZM230 162V163H231ZM236 162V161H235ZM244 162V161H243ZM245 162V163H246ZM28 163H30V165L28 164ZM172 163V162H171ZM175 163V162H174ZM245 163H242L243 164V166H245L244 164ZM248 164H249V162H247ZM246 163V166H248V164ZM251 163V162H250ZM36 164V165H35ZM64 164H65V166H64ZM113 164V165H112ZM239 164V163H238ZM241 164V163H240ZM254 163H253V161H252V164H249V166L248 167H250V168H248L247 169V167H246V169L249 171V170H252V169H254L255 168V164L253 165ZM5 165L7 166L6 168H5ZM9 165V166H8ZM15 165H17V166H15ZM35 165V166H34ZM42 165V164H41ZM56 166V167H53V166ZM68 167H67V166ZM94 165V166H93ZM185 166V168H183L184 166ZM225 165H226V167L227 168H225ZM251 165H253L252 167H254V168H251ZM4 168H3V167ZM65 167L64 169L65 170H67L66 172H64L65 170H63V167ZM70 166V167H69ZM74 166V167H73ZM112 166V167H111ZM218 166V167H217ZM223 166V167H222ZM18 167V168H17ZM66 167L69 169H66ZM97 167V168H96ZM105 167V168H104ZM217 167V168H216ZM222 167V168H221ZM256 167H258L259 168V166H256ZM54 168V169H53ZM61 168V170H59ZM70 168H73V169H70ZM168 168H170L169 169V173L166 171V173L164 174L162 171H164L165 172V170H167ZM209 168V169H208ZM224 168V169H223ZM230 168V169H229ZM245 168V167H244ZM11 169V170H10ZM12 169H14L13 171H12ZM56 169V170H55ZM86 169V168H85ZM183 169V170H182ZM260 169V168H259ZM50 170V171H49ZM53 170V171H52ZM62 170H63V172L65 173V174H61V172H62ZM100 170V171H99ZM106 170V171H105ZM115 170H116V172H115ZM246 170V171H247ZM50 173H49V172ZM58 171H61V172H58ZM108 172V173H105V172ZM129 171V172H128ZM178 171H180V172H178ZM184 171V172H183ZM246 171H245V169H244V173L242 174V176H244V174L246 175ZM247 171V176H245V177H247V178H250V176H252V173H254L255 175H259V173L261 172L260 170H258L257 169V174H256V171L254 170V172H253V170L250 172H248ZM259 171V172H258ZM48 172V173H47ZM57 172H58V174H57ZM62 172V173H63ZM105 173V175H104V173ZM110 172V173H111ZM138 172V173H137ZM213 172V173H212ZM90 173V172H89ZM119 173V172H118ZM153 173V172H152ZM167 173L169 174V176H167ZM172 173V174H171ZM251 173V174H250ZM262 173V172H261ZM47 174V175H46ZM106 174H108V175H106ZM124 174V173H123ZM149 174H151V172H149ZM162 174H164V175H162ZM173 174H176V175H174L173 176ZM185 174V175H184ZM250 174V175H249ZM44 175V176H43ZM56 175V176H55ZM93 176V177H91V176ZM103 175H104V177H103ZM117 175V176H116ZM153 175V174H152ZM152 175H149V176H152ZM248 175H249V177H248ZM43 176V177H42ZM71 176H73V178H71ZM84 176V178H82ZM86 176H87V178H86ZM89 176H90V178L91 179H93L94 177V179L93 180H95V179H99V180H95V181H93V180H91V183H90V178H89ZM129 176H131L130 178H129ZM175 176H177V177H175ZM179 176V177H178ZM182 178H181V177ZM242 176H241V178H242ZM56 177V178H55ZM58 177V178H57ZM101 177V178H100ZM125 177H126V175H125ZM172 178L173 180H170L169 181V178ZM179 178L178 180V182L176 181L177 179H175V178ZM234 177V176H233ZM243 178V179H246V178ZM67 178V179H68ZM79 178V179H78ZM146 178V177H145ZM152 178H153V176H152ZM168 178V180L166 181V180H164V179H167ZM170 178V179H171ZM241 178L239 179V177H234V178H232V180L233 179H235V180H233V182L232 183H230V184H228L227 186L229 187V189L231 190H233V191H235V190H237V188L238 189H240V188H242L244 185V183L243 184H241L242 182H239V180L241 181ZM56 179V180H55ZM59 179V180H58ZM60 179L62 180V181H60ZM140 179H142V180H140ZM143 179H144V182H143ZM157 179V180H156ZM161 179V180H160ZM50 180V181H49ZM55 180V181H54ZM88 180V181H87ZM101 180V181H100ZM156 180V181H155ZM163 180V181H162ZM237 180V181H236ZM44 181H45V183H44ZM51 183V185L49 184L48 185V183ZM152 181V182H151ZM159 181H161V182H159ZM169 181V182H168ZM172 181H173V184H172ZM174 181H175V183H174ZM243 181V180H242ZM4 182V183H3ZM1 181L0 182V196H2L4 193H6V191L9 189L8 187H10L11 186V184H12V182H9L8 183V181ZM42 182H39V184L41 183L42 184ZM54 182H56V183H54ZM63 182V183H62ZM65 182H66V184H65ZM75 182H76V179H75ZM94 182H96V183H94ZM171 183V185L169 184V185H165L166 183ZM177 182V183H176ZM52 183H54V184H52ZM105 183V184H104ZM8 184H9V186H8ZM56 184V185H55ZM107 184V185H106ZM162 184V183H161ZM183 184V185H182ZM48 185V186H47ZM58 185H59V187H58ZM64 185V186H63ZM106 185V186H105ZM150 185H151V187H150ZM172 185H173V187H172ZM175 185V186H174ZM241 185V186H240ZM243 185V186H242ZM17 187H14L15 189H16V193L18 194V195H23L24 196V194L26 193V194H30V197L29 198H27L28 199V204L29 205H32V203H33V200L34 201H36V199L37 198H39V199H42V197L40 198V195L39 194H41V196H47V194H48V196H50V191H51V189H49V191L47 192V194H45L44 192L42 193V190H41V192H39L38 190H36V189H32L31 187H29L28 186V184H24V185H16ZM63 186V187H62ZM77 186V187H76ZM141 186H142V188H141ZM183 186V187H182ZM156 187V186H155ZM166 189H165V188ZM247 187V186H246ZM52 188V189H53ZM70 188V187H69ZM139 188V189H138ZM159 188V189H158ZM161 188V189H160ZM179 188V189H178ZM195 188H197L198 189V194L199 195H209L210 197L212 196V198H213V200H212V204H209V205H206L205 206V209H206V211L204 210V214L201 212V211H199V210H197L196 209V204H195V202L191 199V197L189 196V194H190V191L191 190H193V189H195ZM245 188V187H244ZM14 189V190H15ZM31 189V190H30ZM68 189V188H67ZM27 190V191H26ZM69 190V189H68ZM176 190V191H175ZM213 190H215V191H213ZM255 190H259V189H255ZM262 190H264V188L262 189L261 188V190L260 191H262ZM29 191H31V192H29ZM34 191L37 193H35L34 194ZM218 191V190H217ZM62 192V194L60 195V193ZM75 192V193H74ZM209 192H210V194H209ZM212 192V193H211ZM19 193H21V194H19ZM65 193V197L63 196V194ZM42 194H45V195H42ZM59 194V195H58ZM70 194V195H69ZM35 196V195H39V197H36V199H33V200H31L30 201V203H29V199L30 198H33V196ZM74 195V196H73ZM90 195V196H89ZM155 195V194H154ZM32 196V197H31ZM95 196V197H94ZM112 196V198H109V197H111ZM189 196V197H188ZM34 197V198H35ZM54 197H56V198H54ZM171 197V198H170ZM115 198H116V200H115ZM222 198V199H221ZM110 199V200H109ZM154 199H155V196H154ZM153 199V200H154ZM155 199V200H156ZM165 199H167V201L165 200ZM218 199V200H217ZM65 200V201H64ZM166 201V202H165ZM170 201V202H169ZM32 202V203H31ZM60 202V203H59ZM107 202V203H106ZM56 203H59V204H57L56 205ZM63 203V204H62ZM34 204V203H33ZM101 204V205H100ZM105 204H107V205H105ZM215 204V205H214ZM216 204H218V206L216 205ZM48 205V206H47ZM124 205V206H123ZM126 205V206H125ZM177 205V206H176ZM180 205V206H179ZM211 205H214V206H211ZM43 206H45V207H48V208H45L44 207V209H42L43 208ZM50 206V207H51ZM102 206V207H101ZM104 206V207H103ZM123 206V207H122ZM153 206H154V208H153ZM58 207V208H57ZM93 209V207L92 206H90V209L91 210H96V209ZM130 208L131 210H128V209ZM259 208V207H258ZM257 207H255V208H253L252 210H251V214L255 217V216H257V217H261V215H264V207H263V209L260 207V210L258 209ZM143 209V208H142ZM142 209H140V211H138L137 210V212H136V214H138V213H141V211H142ZM41 210V211H40ZM263 211V214H262V211ZM35 211V212H34ZM62 211H64V213L62 212ZM77 211V212H76ZM253 211V212H252ZM255 211V212H254ZM47 212V211H46ZM33 213V214H32ZM45 212H43V214H44ZM48 213V212H47ZM47 213H45V215H47ZM48 213V214H49ZM73 214V215H72ZM184 214V215H183ZM261 214V215H260ZM50 215V214H49ZM228 215V217H226V219L225 220H222L220 223H222L223 225H224V223L226 224V225H228V228L229 227H231L230 226V224L232 223V219L230 218L231 216H230V214H227ZM232 215H234V213L232 214ZM259 215V216H258ZM36 217H41L40 219H42L43 217L41 216V215H35ZM150 216V219L148 218ZM172 216V217H171ZM180 216V217H179ZM36 217H35V219H36ZM66 217V218H65ZM82 217V216H81ZM151 217H152V219H151ZM179 217V218H178ZM186 217H188L189 219L187 220V218ZM170 218V219H169ZM181 218V219H180ZM31 219H34V218H31ZM38 219V218H37ZM263 219H264V216H263ZM191 220H193V222L191 221ZM196 220V221H195ZM78 221V222H77ZM77 223H79V220L77 219ZM83 221V220H82ZM90 221V220H89ZM188 222V221H190V225L191 224H195L194 226L197 228V230H201L202 229V227L201 226H204V229H205V234H203V231H199V233H201L200 234V239H199V237H191V236H189V235H184L183 236V231H184V229L186 228V230L188 229V227L186 226V224L184 223V222ZM76 222H74V226H75V224H76ZM88 222V221H87ZM160 222H162V223H160ZM224 222V223H223ZM0 223H2V222H0ZM80 223H83V225L84 226H86V227H84V229H83V225H81ZM80 223H79V225H81V227L79 228V229H77V230H79V231H87V229L88 228H90L91 230H93L95 227H94V225L95 226H97L98 225V222L97 221H95V224L94 223H92V221L91 222H88V224L86 223V222H81L80 221ZM85 223V224H84ZM197 223H198V225H197ZM87 224V225H86ZM89 224H91L90 226H89ZM92 224H93V226H92ZM164 224V225H163ZM185 224V225H184ZM200 224V225H199ZM157 225V227H155ZM161 226V229H160V226ZM189 225V224H188ZM189 225V226H190ZM213 225V226H212ZM3 225L2 224H0V233H1V229L3 228L2 227ZM76 226H78L77 224H76ZM75 226V227H76ZM79 227V226H78ZM88 227V228H87ZM92 227H94L93 229H92ZM98 227V226H97ZM114 227V226H113ZM184 227V228H183ZM213 227V228H212ZM258 227H260L261 229H259ZM77 228V227H76ZM87 228V229H86ZM201 228V229H200ZM218 228H219V226H218ZM247 228V227H246ZM111 229V227L110 228H108V230H107V232L109 231ZM150 229V228H149ZM149 229H147L146 231L147 232H143V231H141V232H139V234H137L136 236H135V234L136 233H132V236H131V238H130V236H129V238H127L126 236L123 238L122 236V233H121V231H117L118 229L117 228H115V229H111L110 231H109V235L111 234L110 232H112V236H117V237H119V238H123V240L124 241H126V240H128V243H126L125 244V242L123 241V242H121L122 240H120V242L118 241V240H114V241H111L112 242V244L110 243V241L108 242V245H105L104 243H103V245L102 244H100V245H102L103 247H102V249H101V246H99V247H95V249L91 246V241L89 240V237H88V235L86 236V235H84L82 238H80V240H78L79 241V243L78 244H81L82 246H83V248L84 249H86V251H84V250H82V246H81V250L82 251H84V253L86 254V255H89V253H90V255H89V257L88 256H86L85 254V256H86V258H85V256H84V258H85V260H84V262L82 263V264H88L86 261H88V258L90 259L92 256H98L99 255V257H100V260H96L97 261V264H105V262L106 263H108V264H113V256L116 254V253H118V251H120V250H122V248L123 249H125V251L124 250H122L123 252H124V254H122V252L120 253L121 255H122V258L121 259H118V260H122L123 259V261L124 262H121V261H118V262H120V263H118V264H131V262L133 263V264H140L139 263V261L140 260H138L140 257H142V256H140L137 260V262L135 263V260H136V257L134 258V256H136V254L135 255H133V252H136L135 251V249L136 250H138V251H140V250H142V247L143 246H145V247H143L144 248V250H146V249H148L150 246H149V244H147V242H145L148 238H150V237H148L150 234H151V236L153 235V236H156V234H158L157 232H155V230L152 228V233H149V235H148V232L150 231ZM74 230V229H73ZM77 230H75V232L77 231ZM95 231L97 230V228H95L94 229ZM120 230V229H119ZM149 230V231H148ZM212 230H210L211 231V233H212ZM230 230V229H229ZM236 230V231H235ZM244 230H246V229H244ZM256 230V231H255ZM150 231V232H151ZM251 231V232H250ZM261 231V232H262ZM49 232L50 231H46V234H41L40 236H45V235H48L47 236V238H49L50 236H49ZM115 232V233H114ZM143 232V233H142ZM184 232H186V231H184ZM250 232V233H249ZM253 232V233H252ZM35 233V232H34ZM142 233V234H141ZM170 233H173L174 235H179L180 233L182 234V236H177V238H175V239H172V241H174V243H175V241H180L183 237H185V238H183L182 239V242L183 241H185V243L182 245V244H180V243H175L174 245L173 244H171V245H168L167 246V244H168V242H167V240L169 239V236L167 235V234H170ZM234 233V234H233ZM260 233V232H259ZM33 234V233H32ZM38 234V233H37ZM36 234V235H37ZM50 234H52L51 232H50ZM82 234V233H81ZM107 234V233H106ZM144 234V235H143ZM165 234H166V239L167 240H165ZM31 235V233H29V235L27 234V235H25L26 237L28 236H30ZM36 235H34V237L36 236ZM139 235V236H138ZM148 235V236H147ZM196 235V234H195ZM202 235H203V237H202ZM209 236L208 238H205L206 236ZM211 235V236H212ZM253 236V238H250V237H252ZM263 235V237H264V234H262ZM32 236V235H31ZM39 236V234L36 236V237H40ZM43 236V237H44ZM77 236H79V233H78V235ZM135 238H134V237ZM138 236V237H137ZM146 236V237H145ZM171 236V235H170ZM173 236V235H172ZM171 236V237H172ZM187 236H189V237H187ZM196 236H199L198 234L196 235ZM205 236V237H204ZM86 237H88V240L87 239H85ZM148 237V238H147ZM170 237V238H171ZM230 237V238H229ZM24 238V237H23ZM34 239L33 238V236L32 237H30L29 239H30V241L32 240V239ZM46 238V237H45ZM133 238V239H132ZM140 238H143L142 240L140 239ZM144 238H145V241H144ZM181 238V239H180ZM189 240H188V239ZM27 239V238H26ZM29 239H27V241H29ZM36 239V238H35ZM42 239V238H41ZM44 239V238H43ZM78 239H79V237H78ZM84 239V240H83ZM126 239V240H125ZM139 239V241H137ZM193 240V242H195L196 241V243H195V245H194V243L192 242V240ZM195 239V240H194ZM199 239V240H198ZM203 239V240H202ZM238 239V240H237ZM251 239H254V240H251ZM0 240H2L1 239V236H0ZM23 240H25V238L23 239ZM38 241H36V242H38V244H39V242H41L40 240H39V238L37 239ZM89 241V243H91V244H89L90 246L88 247V244H87V241ZM162 240H165V241H163L162 242ZM188 240V241H187ZM191 240V241H190ZM206 240V241H205ZM227 240V242H229ZM249 240H251V241H253V242H251V241H249ZM27 241H25L27 244H29ZM33 241V240H32ZM48 242L49 240L47 239H45L44 240V242L42 241V243H44L43 244V246H39V250H37V252L38 253H40L42 250V248L44 247L45 249H47L46 248V246L48 247V244H46L45 245V242ZM142 241V242H141ZM198 241V242H197ZM35 244H36V242L35 241H33ZM32 242V243H33ZM84 242V243H83ZM117 242V244H115ZM127 242V241H126ZM141 242V243H140ZM188 242V243H187ZM207 242V243H206ZM213 242H214V244L216 243V244H220L219 246L220 247H218L217 246V248H216V250L214 249L216 246H214L213 245ZM226 242V243H227ZM250 242V243H249ZM32 243H31V245H32ZM124 243V244H123ZM131 243L133 244H135L134 246L132 245L131 246ZM140 243V244H139ZM165 245V248H164V246H163V244ZM166 243V244H165ZM172 243V242H171ZM187 243V244H186ZM190 243H191V245H190ZM257 243H258V241H257ZM256 243V244H257ZM87 245V248H86V245ZM110 244V245H109ZM123 244V245H122ZM129 244H130V246L131 247H134V248H129L130 250H131V252H129L128 251V247H129ZM142 244V245H141ZM144 244V245H143ZM178 244H179V246H178ZM186 244V245H185ZM189 244V245H188ZM211 244V245H210ZM215 244V245H216ZM241 244H243V245H241ZM14 245V246H13ZM12 246L13 247H17L18 248V243H17V246H15V244H13ZM40 245V244H39ZM138 245H140L141 246V248H140V246L138 247ZM194 245V248L192 247ZM106 246V247H105ZM137 248H139V249H137ZM146 246H147V248H146ZM149 246V247H148ZM160 246H162L161 247V249H160ZM184 246V247H183ZM190 246V248H188V249H190V251L187 249V247H189ZM197 246H199V247H197ZM40 247H41V249H40ZM66 247V248H65ZM80 247V246H79ZM108 247V248H107ZM112 247H116L115 249L114 248H112ZM154 247V248H153ZM159 247V248H158ZM169 247H172V248H169ZM183 247V248H182ZM227 247H231L230 249L228 248V249H226ZM263 248V247H261V246H257L256 247V249H255V251H254V253H253V260H252V262H253V264L255 263V264H264V250L263 249H259V252H258V250H257V248ZM89 248V249H88ZM90 248H91V250H90ZM98 248H100V249H98ZM117 248L119 249V250H117ZM236 248H238L239 250H237ZM243 248V247H242ZM54 248H51V249H47L46 251H49V252H47L46 254H47V257H48V255H50L49 257L50 258H52L53 260H50L49 259V257H48V259H49V261H52V264H70V262L68 261V256L71 254V251H72V249H73V247L71 246H65V245H63V247H61L60 248V250L58 251V249L55 251V250H53ZM98 249V251H96ZM107 249V250H106ZM114 249V250H113ZM150 249V248H149ZM233 249V250H232ZM235 249V250H234ZM51 250V251H50ZM65 250V251H64ZM67 250V251H66ZM89 250V251H88ZM132 250H133V252H132ZM156 250H157V253H154V252H156ZM169 250V251H168ZM229 250V251H228ZM232 250V251H231ZM244 250H245V248H244ZM34 251V250H33ZM33 251H28V252H33ZM61 251V252H60ZM63 251H64V253H63ZM68 251H69V254H68ZM88 251V252H87ZM112 251V252H111ZM114 251V252H113ZM127 251H128V253H127ZM160 251V252H159ZM235 251V252H234ZM239 251V253H237ZM35 252H36V250H35ZM44 252V253H43ZM43 255L45 254V251H44V249H43ZM60 252V253H59ZM95 252H96V254H95ZM98 252V253H97ZM126 252V253H125ZM143 252H145V251H143ZM143 252L141 251V253H142V255H143ZM235 254H234V253ZM241 252H243V251H241ZM261 252V253H260ZM34 254V252L32 253V254H34V255H39V254ZM42 253H41V255H42ZM56 253V254H55ZM88 253V254H87ZM139 253L140 252H138L137 253V256L139 255ZM204 253V255L206 256L205 258L203 257L204 255H202ZM210 253V254H209ZM232 253V254H231ZM238 254V256H236L237 254ZM27 254H29V253H27ZM45 254V255H46ZM63 254V255H62ZM127 254H129V256L127 255ZM181 254H183V255H181ZM222 254H224V255H222ZM233 254H234V256H233ZM30 255V254H29ZM42 255V256H43ZM57 255V256H56ZM66 255H68L67 257H66ZM146 255V254H145ZM145 255L143 256V258L145 257ZM181 255V256H180ZM222 255V256H221ZM58 256H60V259H58L59 257ZM171 256L173 257V258H171ZM177 256V257H176ZM196 256V257H195ZM202 256V257H201ZM230 256V257H229ZM5 257V249H4V247L3 246H1L0 245V264H3V261H2V259ZM57 259H56V258ZM192 257V258H191ZM199 257H201V258H203L204 259V261H203V259H199ZM208 257V258H209ZM228 257H229V259H228ZM250 257H252L251 255H250ZM106 258H108V260L109 261H106L105 259ZM44 259H45V261H47L48 259H46L45 257H44ZM56 259V260H55ZM63 260V262H62V260ZM87 259V260H86ZM102 259H104L103 261H102ZM181 259V260H180ZM196 259V260H195ZM219 259H221V258H219ZM228 259V260H227ZM255 259V260H254ZM61 260V261H60ZM67 260V261H66ZM92 260V259H91ZM91 260H89V261H91ZM116 261H117V259H115ZM114 260V261H115ZM206 260V261H205ZM225 260H227V261H229V262H227V261H225ZM233 260V259H232ZM67 263H66V262ZM96 261H95V263H96ZM100 261V262H99ZM231 261V262H230ZM238 261V260H237ZM236 261V262H237ZM65 262V263H64ZM99 262V263H98ZM112 262V263H111ZM128 262V263H127ZM130 262V263H129ZM225 262V263H224ZM234 262V261H233ZM49 263V262H48ZM116 264H117V262H115ZM114 263V264H115ZM211 263V264H212ZM215 263H217V261L215 262ZM220 263V262H219ZM22 264V263H21ZM24 264V263H23ZM45 264H46V262H45ZM201 264V263H200ZM233 264H236L235 262L233 263ZM237 264H244V263H240L239 261L237 262ZM252 264V263H251Z\"/></svg>",
	"mask_w": 264,
	"mask_h": 264
},
{
	"label": "bare ground",
	"instance_id": "2",
	"mask_svg": "<svg viewBox=\"0 0 264 264\" xmlns=\"http://www.w3.org/2000/svg\"><path fill=\"white\" fill-rule=\"evenodd\" d=\"M29 1H32V0H0V2H2L1 3V7L4 5V6H6L7 4H11V5H13L14 6V10L16 11V12H13V13H16L15 14V16L17 15L19 18L20 17H22V16H24V15H26V14H28V13H31L32 11H33V9H34V6H32L31 4H32V2H29ZM46 1V0H45ZM48 1V0H47ZM56 1V0H55ZM63 1H65V5L64 4H62L61 2H63ZM63 1H61L60 3L63 5V6H61V4H60V6L61 7H59V9H52V6H53V3H51L52 1H50V2H48V4H47V2L45 3L44 2V0H40V1H38L39 2V4H43V3H45V4H47L48 6H47V8H50V5L49 4H52L51 5V10L49 9V11H47V13H45V15H46V17L44 18L43 16H41V17H43L44 19H41V18H39L38 17V19L37 18H30V19H18L17 20V22H16V24H15V29L13 30L14 32V36L15 37H17V38H21V47H22V51H24V52H27L28 53V57H24L23 58V60H24V64H25V68L27 69V71H29L30 73H32L33 75H35V76H37L38 77V79L40 80V81H42L43 82V84L44 85H48V86H50L51 88H55V89H57L58 91H59V93H60V95H61V99H64V100H73V99H71V98H74V96H79L80 98L78 99L79 101L82 99L83 100V103H92V102H90V99L89 98H87V88L88 89H90L91 87H93L92 89L94 90V89H96L95 87L97 86V89H99V90H101L102 89V91H103V88H98V84L97 83H95V81L97 82V78H101V76H100V73L99 74H97L98 75V77H97V75L95 74V77L96 78H94L93 76V72L94 71H96L94 68H93V70L94 71H92L91 69V66H92V60L94 59V58H96L95 56H97V55H94V54H96L95 52L96 51H94V49L96 50L97 48H92L91 46H90V44L92 43L91 41L92 40H94L95 38H98L99 36L101 37L102 36V33H104L103 35H105V30L103 31V32H101V29L99 28L101 25L100 24H96L97 22V20L95 21V22H93V21H91L90 20V13L93 11H91V8H88V6H87V8L88 9H90V11H86L85 10V8H86V6H85V4H86V2L84 3V4H82V5H84V6H82L81 7V5H80V0L78 1L79 3V5L78 4H75V5H78L79 7H81V8H84V9H80L81 11V13L79 12V15H78V17L77 16H74V15H77L75 12L74 13H71V11H74L73 9H69V7L71 6V5H73V2H75V1H73V0H70L71 1V4H69V3H67V2H69V0H63ZM67 1V2H66ZM77 1V0H76ZM91 1H94V0H91ZM132 1V0H131ZM130 1V2H131ZM133 1H135V0H133ZM138 1V0H137ZM137 1H136V3H137ZM156 1V0H155ZM159 1V0H158ZM196 1V0H195ZM195 1H194V3H195ZM205 1V0H204ZM203 1V2H204ZM38 2H36L37 4H38ZM82 2V1H81ZM114 2H116L115 4L117 5H123L124 6V4L126 5V4H129V3H127V1L126 0H113V2L111 3L112 4V8H114L115 7V4H114ZM140 2V1H139ZM177 2V1H176ZM199 3L197 4V5H199V7H200V9L202 8L201 6H200V4H201V2L202 1H198ZM211 3L210 4H212L213 3V1H210ZM31 3V4H30ZM58 3H59V1H58ZM57 2H55V5L56 4H58ZM67 3V4H66ZM93 3H97V6H99V8L100 9H104V12H107V14H108V16H107V14H106V17H108V22H106V23H111L110 21H113L114 20V18L116 19V17L118 18V16H119V14L121 13V12H119L118 10H115L116 9V7H115V9H112L111 8V5H109L108 6V4H109V0H95V2H93ZM132 3V2H131ZM131 3H130V5H131ZM134 3V2H133ZM142 3V2H141ZM190 3V2H189ZM193 2L191 3V6H193L194 7V9H192L190 6H189V8L191 9L190 11H191V13H190V15L191 16H194V14H199L200 12L199 11H197L196 9L198 8V10H199V7H195V5L196 4H194ZM197 3V2H196ZM207 2L205 1V4H206ZM37 4H35V5H37ZM88 5H89V3H87ZM114 4V5H113ZM159 4H160V1H159ZM163 4V3H162ZM186 4V3H185ZM193 4V5H192ZM204 4V3H203ZM204 4V5H205ZM34 5V4H33ZM67 5L69 6L68 7V9L66 10V8H67ZM135 6H136V4H134ZM151 5H152V3H151ZM161 5V4H160ZM165 5V4H164ZM196 5V6H197ZM202 5V4H201ZM213 5H215V3L213 4ZM213 5H211L212 6V9H213V7H214V9H216L215 8V6H213ZM264 5V4H263ZM9 6V5H8ZM91 6V5H90ZM93 6V5H92ZM91 6V7H92ZM127 6V5H126ZM126 6H125V8H126ZM139 6H140V4H139ZM260 6V5H259ZM262 6V5H261ZM9 7H11V6H9ZM42 7V6H41ZM57 7H58V5H57ZM63 7L65 8V10H66V12H65V10L63 9ZM117 7H119V6H117ZM127 7H129V6H127ZM158 7H160V6H158ZM165 7V6H164ZM204 7V6H203ZM12 8V7H11ZM86 8V9H87ZM94 8H96V9H98L97 7H94ZM125 8H124V10H125ZM130 8V7H129ZM136 8V7H135ZM138 8V7H137ZM152 8H154V10H156V8L155 7H152ZM161 8H163V7H161ZM161 8H158L157 10H156V12L155 11H153V13H155L157 16H159V17H161V16H163L164 15V17H161V18H159V21H161L160 19H162V18H166V19H162V22H164L163 20H165L167 23H169L168 25H167V23H166V25H164V23H163V26L161 25V24H158V25H161L162 27L161 28H159V30H158V33H156V34H154V35H144L143 37H141V39H139L138 41H137V43L134 45V50H136V51H138V52H141V53H144V54H148V55H153V56H156V57H162V58H164V59H166V58H172V60H174L173 58H175L176 59V57H177V59H179V57H181V56H183V55H189L190 57H191V59H190V61L188 62V65H186L185 66V69L187 70V69H189V71L190 70H193V71H196L197 73H199V74H206V73H208V74H212V75H214L215 77H217L216 79H218L219 80V83H220V81H221V83L222 84H224V85H226L227 87H229V88H233V89H235V92L232 94V95H230V99H232V100H234V101H236V102H238V103H245V102H247V101H252L251 100V93H254L255 94V92H252L253 91V89L255 88V89H261L262 90V88L260 87V86H262V87H264V75H263V73L261 74V75H263V76H261L260 75V72H263V69H264V67H263V65H264V63L263 62H261V63H263V64H261V67H263V69L260 67V72H259V74L257 73L258 72V70H256L257 72V74L256 73H254L253 74V72H255V71H253V70H255L254 68L252 69V70H249L248 68H246V67H250V69L253 67V66H251V65H253V63L255 62L254 60H255V58L254 59H249V55L247 56L246 55V53L244 54V53H240L241 52V50H245V49H241V45H239L240 43H239V41L240 40H238V37L240 38V32L238 33H235V34H232V35H228V37L226 38L225 36H223V37H220V32H218L219 33V35H217L218 33L216 32V30L213 28V27H211V25H209V24H198V25H196V27H193V28H190L187 24H189V22L192 20L191 19V17L189 18V20L187 19V20H185V22L187 21L188 23H186V24H182V25H180V26H178V25H176V23L175 24H173L172 22H170L171 20H170V18H168L167 16H169V15H167V14H165L164 13V11H166V9L164 10V9H161ZM180 8V7H179ZM205 8H208L207 6H205ZM209 8H210V6H209ZM208 8V9H209ZM261 8V7H260ZM1 9L2 8H0V11H1ZM7 9H8V7H7ZM36 9H37V6H36ZM87 9V10H88ZM92 9H93V7H92ZM95 9V10H96ZM119 9L122 11V7L120 6L119 7ZM128 9V8H127ZM133 8H132V6H131V10H132ZM142 9V8H141ZM258 9V8H257ZM262 10L261 11H263V9L264 8H261ZM3 10V9H2ZM13 10V11H14ZM37 10H39V9H37ZM40 10H45L46 11V9H42V8H40ZM39 10V11H40ZM68 10H71V11H68ZM76 10V9H75ZM77 10H78V7H77ZM83 10V11H82ZM153 10V9H152ZM164 10V11H163ZM173 10V9H172ZM193 10V11H192ZM201 10H204V8H202ZM245 10V9H244ZM5 11V10H4ZM36 11V10H35ZM135 11V10H134ZM151 11V10H150ZM174 11V10H173ZM178 11V10H177ZM194 11L196 12V13H194ZM204 11H206V10H204ZM208 11H210V13H212V11L211 10H208ZM214 11H216V10H214ZM69 16L68 18L66 17V16H64V14L65 13ZM68 12H70V13H68ZM96 12H98V11H96ZM124 12H126V14L128 13L127 11H124ZM140 12H142V11H140ZM199 12V13H198ZM242 12H244V11H242ZM5 13V12H4ZM99 13H101V11H99ZM123 13V12H122ZM143 13V12H142ZM145 13V12H144ZM152 13V15H154ZM202 13H203V11H202ZM206 13V12H205ZM207 13H209V12H207ZM34 14V13H33ZM41 14V13H40ZM65 14V15H66ZM74 14V15H73ZM125 14V15H126ZM129 15L128 16H130V17H132V14H130V12L128 13ZM148 14V13H147ZM171 14H172V12H171ZM184 14V13H183ZM196 14V15H197ZM225 13L223 12V15H224ZM242 14H244V13H242ZM245 14H247V13H245ZM244 14V15H245ZM264 14V11H263V13L261 12V16ZM71 15H73L74 16V18L73 17H71ZM91 15H93V16H95L94 14H91ZM99 14H97V16H98ZM100 15H102V14H100ZM103 15H104V13H103ZM122 15V14H121ZM138 15V14H137ZM139 15H141V14H139ZM165 15H166V17H165ZM189 15V14H188ZM199 15H202V14H199ZM203 15H204V13H203ZM208 16H209V14H207ZM214 15V14H213ZM212 15V16H213ZM219 15V14H218ZM222 15V17L220 16L219 17V20H221L220 18H222V20H223V18H225L224 16ZM1 16V15H0ZM16 16V17H17ZM64 16V17H63ZM127 16V15H126ZM148 16V15H147ZM147 16H144V17H147ZM157 16H155L154 15V17H156L157 18ZM172 16H173V14H172ZM184 16H185V14H184ZM205 17L204 18H206V14L204 15ZM253 16V17H252ZM251 17H252V19L254 18H256V19H258L259 17L258 16H256V17H254V15H252ZM67 19H66V18ZM106 17L104 16L103 17V19L102 20H104V19H106ZM125 17V16H124ZM153 16H152V18H154ZM170 17V16H169ZM187 18L189 17V16H186ZM185 17V18H186ZM203 16H201V18H202ZM217 19H218V17H217V15L215 16ZM230 17V16H229ZM231 17H232V13H231ZM258 17V18H257ZM264 17V16H263ZM11 18V17H10ZM119 18H121L120 16H119ZM141 18V17H140ZM155 18V19H156ZM176 18V17H175ZM200 18V17H199ZM207 18H209V17H207ZM212 19H213V17H211ZM215 18V19H216ZM227 18V17H226ZM39 19H41V20H39ZM91 19H93V17H91ZM98 19V18H97ZM111 19V20H110ZM123 19V18H122ZM147 19V18H146ZM143 20V19H141V20H143L142 21V23L144 24H141V25H143L144 26V28L146 27V28H150L151 27V25H152V22H153V24H154V20H150V21H152V22H150V21H148V20ZM183 19H184V17H183ZM210 19V18H209ZM208 19V20H209ZM211 19V20H212ZM216 19V20H217ZM228 19V18H227ZM4 20H5V18H4ZM93 20H95V19H93ZM99 20V19H98ZM126 20V19H125ZM132 20V19H131ZM135 19H133V21H134ZM157 20H158V18H157ZM205 20V19H204ZM214 20V19H213ZM213 20L211 21L212 23H213V26L214 25H216L217 24V26H218V23H214V22H216V20L213 22ZM9 21V20H8ZM105 21V20H104ZM117 21V20H116ZM120 21H122V20H120ZM136 21H137V19H136ZM115 22V21H114ZM118 22V21H117ZM162 22H160V23H162ZM183 22V21H182ZM194 22V21H193ZM209 22V21H208ZM218 22V21H217ZM222 22H224V21H219V23H220V25H221V23ZM227 22V21H226ZM226 22H224V23H226ZM262 22V21H261ZM1 23V22H0ZM104 23V22H103ZM136 23V22H135ZM173 24V25H171V24ZM195 23V22H194ZM211 23V24H212ZM5 24V23H4ZM109 24H107L109 27H110V25H112V24H118V23H111L110 25ZM125 24V23H124ZM140 24V23H139ZM1 26L0 27H4V26H2L3 24H0ZM83 27H81V26ZM85 25L87 26V27H85ZM100 25V26H99ZM106 25V26H107ZM119 26H121L120 24H118ZM195 25V24H194ZM78 26H80L83 30H85L86 32V34H84V36L82 37V36H80V35H83L82 33L83 32H79L78 33ZM118 26V27H119ZM123 26V25H122ZM121 26V27H122ZM135 26V25H134ZM80 27H79V30H82V29H80ZM108 27V28H109ZM113 27V26H112ZM118 27H116V28H118ZM120 27V28H121ZM142 27V26H141ZM219 27V26H218ZM86 28V29H85ZM103 29H104V27H102ZM106 28V27H105ZM111 28V27H110ZM116 28H114L115 30H116ZM154 27L152 26V28L151 29H153ZM155 28H157V27H155ZM157 28V29H158ZM224 28V27H223ZM114 29H112L111 28V31H109L110 33H112V34H108V32L106 33V37H108L107 35H113V33L114 32H112ZM3 30V29H2ZM109 30V29H108ZM108 30H106V31H108ZM135 30V29H134ZM138 30V29H137ZM226 31V30H225ZM37 32H39V33H43L42 35H44V42L46 41V43H48V44H50V43H52V44H54L55 46H57V48H58V51L56 50V51H54L55 53H53V54H50V53H48V55H40V54H37L36 52H33V51H36L35 50V45H36V43H37V41L39 40L38 38H36L37 36H34L35 35V33H37ZM224 32V31H223ZM100 33H101V35H100ZM116 33V32H115ZM78 34H80V35H78ZM238 36H237V35ZM41 35V34H40ZM119 35V34H118ZM212 36H215L216 37V39H215V41L214 40H210L211 39V37ZM0 37H1V35H0ZM3 37V36H2ZM104 37V36H103ZM105 37V38H106ZM209 37H210V39H209ZM6 38V37H5ZM5 38H0L1 40V43H2V41H4V39ZM102 38V37H101ZM38 39V40H37ZM102 41H103V39H101ZM19 41V42H20ZM40 41V40H39ZM39 41H38V43H39ZM95 41H96V39H95ZM104 41H105V39H104ZM210 41H212V42H210ZM41 42H42V39H41ZM71 42H74V43H76L77 42V44H75V45H77V46H80L81 47V49H82V52L83 53H85V51H86V48H84V50H83V48L82 47H87V48H89V47H91V49L94 51L93 53H92V51H91V49L89 50V49H87V54H88V50H89V52L91 51V53H89L88 55L87 54H85V56H84V54L83 53H81L80 52V47H77V46H75L73 43H71ZM98 42V41H97ZM0 43V44H1ZM5 43V44H4ZM4 43H2L0 46L2 47V45H3V48L5 47V48H7L6 46H7V41H4ZM43 43V42H42ZM94 43V42H93ZM92 43V44H93ZM44 44V43H43ZM80 44V45H79ZM99 44V43H98ZM6 45V46H5ZM10 45V44H9ZM244 45V44H243ZM19 46V45H18ZM93 46V45H92ZM105 46V45H104ZM118 46V45H117ZM228 47L229 49H231V50H229L228 48H227V51L228 52H230L229 54L228 53H226L227 55H225V57H224V59L223 58H221L222 56V54L220 55V57L218 56V55H215V53H216V51H218V49H221L222 47ZM250 46V45H249ZM0 47V48H1ZM21 47H18V48H21ZM224 47V48H225ZM2 48V49H3ZM4 48V49H5ZM9 48V47H8ZM11 48V47H10ZM9 48V49H10ZM118 48V47H117ZM116 48V49H117ZM223 48V49H224ZM240 48V49H239ZM114 49V48H113ZM222 49V51L224 52V50ZM8 50V49H7ZM15 50V49H14ZM115 50V49H114ZM213 52H212V51ZM136 51H133V49H132V52H136ZM248 51V50H247ZM11 52V51H10ZM219 52V51H218ZM225 52H226V50H225ZM225 52H224V54H225ZM220 53H222V52H220ZM47 54V53H46ZM93 54V55H92ZM101 54V53H100ZM217 54V53H216ZM223 54V55H224ZM242 54V55H241ZM245 56H244V55ZM67 55V56H66ZM69 55H71L72 56V58L70 59V61L68 60V61H64V64L66 63V65L63 67V68H59V69H52V65L54 64V62L55 61H57L58 60V62H59V60H64V58L67 60V58H70V57H68ZM84 57H83V56ZM209 55V56H208ZM211 55V56H210ZM263 55V54H262ZM67 58H66V57ZM227 56V57H226ZM242 56H244V57H242ZM248 57V59H247V57ZM260 56V55H259ZM9 57V56H8ZM100 57V56H99ZM99 57H98V59H99ZM185 57V56H184ZM256 57V56H255ZM97 59V58H96ZM96 59H94L93 60V62L94 61H97ZM116 60V59H115ZM120 60V59H119ZM167 60V59H166ZM247 60H248V62H247ZM251 60V61H250ZM169 61H171V60H169ZM250 61V62H249ZM254 61V62H253ZM111 62V61H110ZM119 62V61H118ZM122 61H120L119 62V66L121 65V68H123L124 66L126 67V65L124 64H122L121 63ZM253 62V63H252ZM90 63H92V64H90ZM114 63V62H113ZM112 63V70L116 67V66H114V65H116V64H113ZM248 63H249V66H248ZM95 64H96V62H95ZM129 64V63H128ZM132 64V63H131ZM259 64V63H258ZM91 65V66H90ZM110 65V64H109ZM122 65H123V67H122ZM53 66H55V65H53ZM102 66V65H101ZM111 66V65H110ZM117 66H118V64H117ZM119 66H118V68H119ZM130 66H132V65H130ZM130 66H128L127 65V67L125 68L124 67V69H121V70H124V72H126V71H130V69H129V67ZM23 67V68H24ZM137 67V66H136ZM141 67V66H140ZM257 67H259V65L257 66ZM1 68H2V66H1ZM79 68H80V70H81V68H85L86 69V71L85 72H82V70H81V72H78V70H79ZM89 68H91V69H89ZM106 68V67H105ZM109 69H111V67H108ZM147 68V67H146ZM152 68V67H151ZM151 68H148V70L146 71V69H144L143 70V68H141V70L140 71H142V73H144V74H146L144 77H143V75L142 76H140V74L139 75H137V77L134 79V81L135 82H137V85H138V87H136V88H138V90L136 89V88H134L133 87V90L130 92V91H128V89H130L131 90V88H124V87H126V85H127V83H129V81H131L129 78L128 79H126L125 81H122L121 82V84H123L122 86H124L125 84V86L124 87H122L123 89H125L124 90V92L121 94V95H119V93L117 94V93H115L116 95H118V96H116V98H115V95H114V98H110V99H107L106 98V101H105V103H103V104H107L108 106H112L114 109H117L119 112H120V115L122 114L123 115V117H125V118H123L124 120L125 119H127L126 121H128L129 120V122L132 124V125H134V123H136V122H141L140 124L142 125V127L144 128V130H145V128L146 127H148L149 125L148 124H150V126H151V124H154L155 126H160L161 127V129H163L164 131H160L159 129H158V127L157 128H155V126H153L152 125V127H153V129L152 130H154V128L156 129V131H158V134H156V132H155V134L156 135H158L159 136V138L162 136V138H160L161 140H163V139H168L169 141L172 139L174 142H175V139H177V138H180L178 141H180V142H182V143H180L179 142V145L180 144H182V146L184 145V147H188V149H189V151H190V149H192V151H193V153H192V151L190 152V153H192V161L193 160H198V158H199V150L197 149V148H199L198 147V145L196 146L195 144H194V142H193V138H191L190 137V135H189V131L187 130V129H189L188 127L189 126H191V127H193V128H191V129H196V127H198V125L196 124L197 123V121H196V123L193 121V119L190 121L189 119L188 120H186V119H184V118H182V116H183V114L182 115H179L178 117H181V119H179V118H177L176 116L179 114L178 112H179V108H180V106H177V105H175V100H174V102H171V101H173V99H170L171 101L169 102V101H165L166 103L167 102H169V103H171L170 105L169 104H166V103H164V100H163V98H164V95H166L167 94V92L166 93H164L168 88H172L173 87V85H175L174 83H176V84H178V82H179V84H180V81L183 79H180V80H178V82H176V79H174V80H172V82H173V84H172V87L170 86L171 84H165L164 82H163V84H161L160 85V83H159V81H160V76L158 77V75L159 74H156L155 72H156V70L154 69V68H152L153 70H154V72H153V70L151 69ZM158 68L159 67H157V71H158ZM163 68V67H162ZM161 68V69H162ZM26 69H24V70H26ZM88 69V70H87ZM135 69V67L133 68V70ZM149 69H151L152 71H150ZM12 70V69H11ZM79 70V71H80ZM90 70V71H89ZM126 70V71H125ZM164 70V69H163ZM262 70V71H261ZM2 71V70H1ZM4 71V70H3ZM15 71V70H14ZM84 71V70H83ZM99 71V70H98ZM135 71H137V69L135 70ZM152 72L151 74L153 75V73H155L154 75H153V77L154 76H156L155 77V79L157 78V79H159V81H153V83H154V85L152 84V82H150V81H147V82H150L149 84L148 83H145L144 81H145V79H149V76H151L149 73L150 72ZM252 71V72H251ZM92 73V75H91V73ZM99 72H101V71H99ZM124 72L122 71V74H124ZM147 72H149L148 73V75H147ZM159 72V71H158ZM165 72V71H164ZM163 72V74H165ZM170 72V71H169ZM174 72H176V71H174ZM173 72V73H174ZM5 73V72H4ZM3 73V75H5ZM18 73V72H17ZM29 73V74H30ZM119 73V75H120V72H118ZM140 73V72H139ZM160 73V72H159ZM177 73V72H176ZM247 73V74H246ZM7 74V73H6ZM116 74V73H115ZM162 74V73H161ZM198 74V75H199ZM243 74H245V75H243ZM1 75H2V72H1ZM20 75V74H19ZM166 75V74H165ZM175 76L177 75V74H174ZM174 75L172 74V77H174ZM5 76H7V75H5ZM116 76V75H115ZM148 76V77H147ZM164 76V75H163ZM169 76V75H168ZM213 76V79L215 78ZM21 77V76H20ZM144 79H143V78ZM152 77V76H151ZM152 77V78H153ZM161 77H162V75H161ZM179 77V76H178ZM99 78V79H100ZM103 78V77H102ZM101 78V80H102V82H103V79ZM165 78H168L167 77V75H166V77ZM181 78V77H180ZM4 79V78H3ZM9 79H10V77H9ZM143 79V80H142ZM155 79H153V80H155ZM163 79H164V77H163ZM211 79H212V77H211ZM18 80V79H17ZM118 80H119V78H118ZM151 80V79H150ZM186 80V79H185ZM185 80H184V83L181 81V84L183 83V84H185L186 82H185ZM215 80V79H214ZM218 80H215L216 82L218 81ZM1 81V80H0ZM20 81V80H19ZM117 81V80H116ZM164 81V80H163ZM166 81L167 82H169V80H167L166 79ZM171 81V80H170ZM193 81V80H192ZM5 82V81H4ZM16 82V81H15ZM123 82H126L125 84L123 83ZM191 82V81H190ZM22 83V82H21ZM30 83V82H29ZM104 83H106V82H104ZM104 83H102V87H104L103 86V84ZM119 83H120V81H119ZM131 83V82H130ZM129 83V84H130ZM134 83V82H133ZM157 83H158V85H157ZM220 83V84H221ZM13 84V83H12ZM97 84V85H96ZM121 84H119V85H121ZM152 84V85H151ZM157 85V87H155L156 85ZM178 84V86H176L177 88H178V90H179V86H181V85H179ZM182 84V85H183ZM187 84V83H186ZM195 84V83H194ZM7 86H8V83L6 84ZM5 85V86H6ZM94 85H95V87H94ZM132 85V84H131ZM136 84H134L133 86H135ZM189 85V84H188ZM188 85L185 87L184 85H183V87H185V88H187V90H188ZM198 85H200V84H198ZM2 86V85H1ZM0 86V89L2 88ZM24 86V85H23ZM26 86V85H25ZM88 86V87H87ZM90 86V87H89ZM99 86H101V85H99ZM170 86V87H169ZM191 86H194V92L196 93V92H198L197 91V89L199 88V90H202V89H204V88H202V86H201V88L198 86V88H197V83H196V85H191ZM257 86H259V87H257ZM9 87V86H8ZM8 87H5L6 88V90H5V88H3L4 90H5V93H7L8 95H6V96H8V99L6 98V96L5 95H1V94H3V92L0 94L1 96H4V101H5V99H6V102L7 103H9L10 101H14L13 99L12 100H9L10 98H12V96H9L10 94L7 92V90H8ZM33 87V86H32ZM37 87V86H36ZM106 87H107V85H106ZM175 87V90L177 89ZM182 87V86H181ZM257 87V88H256ZM118 88H121V86L119 87L118 86ZM192 88V87H191ZM23 89H26V88H23ZM32 89V88H31ZM35 89H37L38 90V88H35ZM97 89L96 90H94L95 92L97 91ZM135 89V90H134ZM193 89V88H192ZM191 89V90H192ZM17 90V89H16ZM19 90V89H18ZM17 90V91H18ZM21 91H22V89H20ZM20 90L18 91V93L17 94H19V95H21L22 93H23V91L22 92H20ZM98 90V91H99ZM171 90V89H170ZM172 90H174V88L172 89ZM181 90V89H180ZM186 90V91H187ZM191 90H189V92L190 93H192L191 92ZM260 90V91H261ZM1 91H2V89H1ZM9 92H11V94H14V96H15V94H16V91L14 92V91H11V90H8ZM39 91V90H38ZM94 91H92V92H94ZM135 91V92H134ZM137 91V92H136ZM182 91H183V89H182ZM259 91V90H258ZM259 91V92H260ZM263 91V90H262ZM13 92V93H12ZM30 92V91H29ZM104 92V91H103ZM113 92V91H112ZM200 92V91H199ZM197 93L196 95L195 94H192V96L191 97H194L193 99H191L192 100V102H193V100H194V104H192L191 103V105H192V107L194 108V109H196V107L197 106H199V105H201V102L202 101H204V100H206V99H208L207 101H210V97L213 99L215 96H213V95H211L209 98H206V99H204L205 97L203 96V94L201 93ZM202 92H204V90L202 91ZM27 93H28V91L24 94L25 96V98H27L26 97V95H27ZM100 93V92H99ZM173 93V92H172ZM17 94H16V99H18V101H20V100H23V95H22V97H21V99L19 100V98H18V96H17ZM29 94V93H28ZM32 94H33V92H32ZM104 93H102V97L100 96V94H99V96L98 97H94V99L92 98V97H90V98H92L93 100H91V101H93V102H95V104H97L98 103V105H100L99 104V101L101 100V98H105V97H103L104 95H103ZM218 94V93H217ZM59 95V96H60ZM161 95H163L162 97L163 98H161L162 100H160V97L159 96H161ZM184 95V94H183ZM191 95V94H190ZM195 95V96H194ZM257 95V94H256ZM156 96V98H158L159 97V101L160 102H162V104L164 105V107L167 105V106H169V107H167L166 106V110H164V108H162L163 107V105H159L158 103V100L155 98V100H152V99H154V97ZM178 96H179V94H178ZM205 96H207L208 97V95H205ZM112 97H113V95H112ZM171 97V96H170ZM173 97V96H172ZM255 97V96H254ZM30 98V97H29ZM176 98V97H175ZM182 98V97H181ZM228 98V97H227ZM3 99V98H2ZM15 99V100H16ZM28 99V98H27ZM27 99H26V101H27ZM89 101H88V100ZM167 99V98H166ZM179 100H180V98H178ZM204 99V100H203ZM218 99V98H217ZM229 99V98H228ZM253 99V98H252ZM255 99V98H254ZM7 100H9V102L7 101ZM29 100V99H28ZM41 100V99H40ZM77 100V98H76V103H78L79 101ZM82 100L79 102V103H81L82 102ZM84 100H85V102H84ZM177 100V99H176ZM179 100H177V101H179ZM202 100V101H201ZM214 100V99H213ZM0 101L2 102L3 100H1V98H0ZM17 101V100H16ZM24 101H25V99H24ZM58 101V100H57ZM62 101V100H61ZM60 101V102H61ZM78 101V102H77ZM153 101H155L156 102V104H155V102H153ZM181 101H185V100H182L181 99ZM180 101V102H181ZM217 101V100H216ZM215 100H214V103L216 102ZM15 102V101H14ZM71 102H73V101H71ZM101 102V101H100ZM230 102V101H229ZM253 102V101H252ZM5 103V102H4ZM3 103V104H4ZM16 103V102H15ZM19 104L20 103H22L21 101L20 102H18ZM66 103V102H65ZM70 102H68L67 104H69ZM174 103V104H173ZM176 103H178V102H176ZM204 103H206V102H204ZM1 105L0 104V107L1 106H3V107H1V108H5V107H7V108H10L11 106H10V104H12V103H10L9 105L8 104H4V105ZM17 104V103H16ZM34 104V103H33ZM48 104V103H47ZM61 104V103H60ZM74 104V103H73ZM166 104V105H165ZM183 104H184V102H183ZM186 104H187V102H186ZM185 104V105H186ZM189 104V103H188ZM233 104V103H232ZM235 104V103H234ZM7 105V106H6ZM13 105V104H12ZM43 105V104H42ZM41 105V106H42ZM53 105V104H52ZM66 105V104H65ZM70 105V104H69ZM81 105V104H80ZM97 105V106H98ZM102 105V104H101ZM106 105V106H107ZM179 105H182V103L181 104H179ZM5 106V107H4ZM10 106V107H9ZM17 106V105H16ZM51 106V105H50ZM88 106V105H87ZM103 106V105H102ZM236 106V105H235ZM25 107H27V106H25ZM25 107L24 108H22V109H25ZM47 107V106H46ZM104 107V106H103ZM207 107V106H206ZM212 107V106H211ZM1 108H0V113L2 112V114H3V116L4 115H6L7 114V116H8V114H10V115H12L13 116V118H15V121H16V116L14 117V112L12 113V109H10L11 111V113H8L7 112V110H3V111H1ZM69 108V107H68ZM102 108V107H101ZM109 108V107H108ZM124 108H126V110H128V108H129V110H130V108H140L141 110H145V109H150V108H154L155 110H157V111H164L163 113V119L160 117H156L157 116V114H154V115H150V114H147L146 112H143V113H141L140 114V112H139V114L137 113L136 114V112L134 113V112H128V114H127V112L126 111H124L123 109ZM181 108H184V105H182V107ZM186 108V107H185ZM205 108V107H204ZM22 109H20L21 111H17L18 112V115L20 116H18V119L20 120V119H22L23 118V123H24V121H25V110H22ZM46 109V108H45ZM67 109V108H66ZM96 109V108H95ZM94 109V110H95ZM105 109V108H104ZM216 109H218V108H216ZM248 109V108H247ZM263 109H264V103H262V102H253V105H252V108L250 109L251 111V115L253 114V116L251 117V118H249V119H243L242 118V113H241V111H237L236 110V112H235V114L233 115V118H232V122L236 125V126H238L239 128H240V130L242 129V130H249V131H252V132H256V131H258L259 129H261V128H259V124H264V112H263ZM28 110V109H27ZM38 110V109H37ZM69 110V109H68ZM101 110V109H100ZM204 110V109H203ZM211 110V109H210ZM233 110H235V109H233ZM39 111V110H38ZM176 111V112H175ZM178 111V112H177ZM193 111V110H192ZM48 112V111H47ZM91 112V111H90ZM95 112V111H94ZM102 112V111H101ZM100 111L98 112L99 113V115H100V113H101ZM118 112V113H119ZM125 112V113H124ZM152 112L154 113V111H153V109H152ZM158 112V113H159ZM231 112V111H230ZM234 112V111H233ZM233 112H231V113H233ZM5 113V114H4ZM52 113V112H51ZM51 113H49L48 115H50ZM54 113V112H53ZM52 113V114H53ZM65 113V112H64ZM96 113H97V111H96ZM175 113L177 114V115H175ZM181 113H182V111H181ZM74 114V113H73ZM103 113H101V118H100V116H95L93 119H91V122H90V124L92 123V124H96V125H98V127L97 126H95V125H91V126H95V127H97L98 129L100 128L99 126L101 125V127H104L105 128V125L106 124H104L103 122L105 121V115L103 116L102 115ZM106 114V113H105ZM207 114H208V112H207ZM1 115V114H0ZM47 115V116H48ZM59 115V114H58ZM83 115V114H82ZM96 115V114H95ZM107 115V114H106ZM121 115V116H122ZM188 115V114H187ZM206 115V114H205ZM2 115H1V121L4 119L6 122H9V120H11L10 119V117L8 116H5V118H3L2 119V117H3ZM55 116V115H54ZM79 115H77V117H78ZM89 116V115H88ZM126 116H127V118H126ZM209 116H210V114H209ZM6 117L9 119V120H6ZM22 117V118H21ZM51 117V116H50ZM105 118V119H103L102 120V118ZM107 117H109L108 115H107ZM172 117H173V120H172ZM174 117H175V119L176 120H174ZM185 117V116H184ZM25 118V119H24ZM42 118H43V116H42ZM76 117H74V119H75ZM82 118V117H81ZM92 118V117H91ZM110 118V117H109ZM108 118V119H109ZM118 118H120V117H118ZM157 118H158V120H157ZM189 118V117H188ZM192 118V117H191ZM17 119V121H16V123L18 124V120ZM71 119H73V118H71ZM78 119H79V117H78ZM83 119V118H82ZM89 119V118H88ZM87 119V120H88ZM114 119V118H113ZM159 119L162 121H165L166 120V122H162V124L163 123H165V125L163 124V126H164V128H162L163 126L162 125H160V123L157 125V124H155V120L156 121H159ZM165 119V120H164ZM196 119V118H195ZM194 119V120H195ZM14 120V119H13ZM40 120V119H39ZM76 120H77V118H76ZM90 120V119H89ZM88 120V121H89ZM179 121V122H174V121ZM29 121V120H28ZM43 121V120H42ZM48 121V120H47ZM46 121V122H47ZM75 121V120H74ZM82 121V124L80 123ZM87 121V122H88ZM119 121V120H118ZM121 121V120H120ZM153 121H154V123H153ZM190 121V122H189ZM57 122V121H56ZM80 124L83 126V120H81L80 119ZM107 122V119H106V121H105V123ZM152 122V123H151ZM171 122H174L175 124L177 123L179 126L178 127H180V129H176L175 128V130L173 129L174 128V126H173V124L171 123ZM2 123V122H1ZM1 123H0V125H1ZM12 123V122H11ZM10 123V125H11V129L12 130H15L16 131V129L18 128H16L15 127V129L14 128H12V125L14 124V122H13V124H11ZM49 123V122H48ZM73 123V122H72ZM75 123H76V125H79V123L77 124V122L75 121ZM157 123V122H156ZM3 125H5L4 123H2ZM9 124V123H8ZM17 124H15V125H17ZM19 124H20V129L22 128V125H23V127H24V124H22V123H20L19 122ZM22 124V125H21ZM33 124V123H32ZM45 124V123H44ZM61 124V123H60ZM90 124H89V126H90ZM110 124V123H109ZM10 125H7V127H5L6 129H3V130H5L4 131V133H6V130L10 127ZM48 125V124H47ZM46 125V126H47ZM74 125V124H73ZM75 125V126H76ZM80 125V126H81ZM86 125V123L84 124V126ZM148 125V126H147ZM172 125V126H171ZM195 125H197L196 127H195ZM6 126V125H5ZM9 126V127H8ZM79 126V127H80ZM81 126V128L84 130L85 128H87L88 130H89V128L87 127V126H85V128H83ZM90 126V127H91ZM107 126V125H106ZM109 126V125H108ZM107 126V127H108ZM149 126V127H150ZM176 126V125H175ZM182 126V127H181ZM262 126V125H261ZM1 127V126H0ZM4 127V126H3ZM3 127H1V129L3 128ZM34 127V126H33ZM41 127V126H40ZM77 127V126H76ZM94 127V128H95ZM152 127H150V129L152 128ZM170 127H171V129H170ZM173 127V128H172ZM25 128V127H24ZM71 128V127H70ZM237 128V127H236ZM0 129V130H1ZM8 130L9 132L11 131V134L12 133H14L15 131H13L12 132V130ZM23 129V128H22ZM32 129H34V128H32ZM41 129V128H40ZM39 129V130H40ZM81 129V130H82ZM86 129V130H87ZM98 129H96V131H95V129H94V131H95V133H97V134H99V131H97ZM101 130H103L102 128H100ZM99 129V130H100ZM147 129V128H146ZM158 129V130H157ZM238 129V128H237ZM18 130V129H17ZM28 130H30L29 128H28ZM27 130V131H28ZM47 130V129H46ZM69 130V129H68ZM105 130V129H104ZM137 130L138 131H140L138 128H137ZM142 130V129H141ZM148 130V129H147ZM146 130V131H147ZM183 130H185V132L184 133H182L183 132ZM197 130V129H196ZM213 130V129H212ZM239 130V131H240ZM70 131V130H69ZM85 131V130H84ZM130 133V135H129V137H128V139H126L129 143H131L132 145H134L133 147L135 148H133V151H135L133 154H131L130 155V153H129V155H118L117 157H115L116 158V163H114L115 162V159H114V162H112V163H114L115 164V166L117 165L118 167L116 168V170H117V172H116V170H115V172L117 173V174H119L120 176L119 177H115V176H113V175H110V174H113V172H109V176L107 177H105L106 179H105V182L110 186V188L111 189H113V191H114V193H115V195L117 196V200H116V198H115V200L116 201H114V202H119V203H126V205L128 204H131V205H134L133 207H130V208H133L132 210L129 208H127L128 210H131V211H133L134 209H136L137 208V205H139L140 206V204H141V206L143 205V209L142 208H139V210L138 209H136V210H134V211H136L137 212V210L138 211H140V209H142V211H141V213H138V214H136V212L135 213H130V216H129V218L128 219H126V220H122V219H120V217H122L121 216V213H122V215L124 216V213L120 210V209H118L119 211H117V210H115L113 213L111 212V213H109V214H106L105 216L103 215V210H101L100 208H95V205H94V199H93V197H87V198H85V199H83L82 201H80L77 205L75 204V206H74V209L75 210H77L79 213V215L81 214V216H79V218H77V217H70V215H68V216H66V217H68V219H64V217L63 218H57V216H55L56 215V213H55V209L53 210V212H54V214H52L51 215V211H50V213H49V210L47 209L46 211L50 214H48L46 211H45V209H44V207L46 206L45 204H48L49 205V203H52V200H53V196H56V195H52V192H53V194H55V192H56V190L57 189H60V187H59V185H58V187L59 188H53L52 186H51V188L49 187V188H46V185L44 184V186H43V182L40 180L39 181V174H43L44 172H46L47 170H48V168L50 169L51 167H49V164L51 165V163H53V162H55L57 159H59V161H60V163H62L61 162V160L60 159H62V160H64V163H65V161L66 162H68L67 164L68 165H70L69 163H71V164H73L74 165V163H76L75 165L76 166H78L77 168H74L77 172H75L76 174H80V173H82V172H84L83 174H85V172L86 173H88V175L89 174H91L92 175V172H91V164H88V165H86L88 162L87 161H85V159L82 157V155H81V157H78V156H80V154H82V153H80L78 156H71L70 154H69V156H68V154H66V156H65V154L64 155H60V156H62V158L61 157H59V154H58V152H57V154H58V157H57V155L55 154H53V153H51L50 154V161H49V164H48V168H47V164H46V161H45V159L44 158H46V157H44L43 158V160H41V161H44V163L45 164H43V162L40 164V163H38V165H34L35 166V170L33 171V166H30V167H32L31 169H30V167L27 165V164H24L22 167H20L19 169H16L15 170V172H9V170H7V169H4V170H1L0 171V182L2 181H8V183L9 182H12V184H11V186L10 187H8L9 189L6 191V193H4L2 196H0V222H2V223H0V224H2L3 226V228L1 229V233H0V236H1V239L2 240H0V245L1 246H3L4 247V249H5V257L2 259V261H3V264H45V262H46V264H52V261H49V259L50 260H53L52 258H50L49 256L50 255H48V257H49V259H48V257H47V252H49V251H46L47 249L49 250V249H51V248H54L53 250H57L58 249V251L60 250V248L61 247H63V245H67V246H72L73 247V249H72V251H71V254L68 256V255H66V257L68 258V261L70 262V264H82L83 262H84V260H85V258H86V256H88L89 257V255H90V253H89V255H86L85 253H84V251H86V249H84L83 248V246L81 245V244H78L79 243V241L78 240H80V238H82L84 235H88V237H89V240L91 241V243H89V241H87L88 240V237H86L85 239H87L86 241H87V244H88V247L90 246L89 244H91V246L95 249V247H99V246H101V249H102V245H103V243L105 244V245H108V242L110 241V243L112 244V242L111 241H114V240H118L119 242H120V240H122L121 242H123L124 240H123V238L126 236H128L127 238H129V236L131 235L132 236V233H136L135 234V236L137 235V234H139V232H141V231H143V232H147L146 230L147 229H149L150 231L152 230V228L154 229V225L157 223V222H155V221H158L156 218H154V219H152V217H151V219L152 220H146V216H148L149 214L151 215L152 214V204H155L154 202H157V199L156 198H158L159 197V194L157 193V185L159 186V183L157 182H155L157 185H155V183H154V181L152 182L154 185H152L153 187H151V185H150V187L151 188H149L148 187V189H143L142 188V186H141V190H136V189H134V188H131L129 185L130 184H127V182H126V180H127V174H125L126 172L124 171V172H122V170L125 168H127V169H134V170H137V171H141V172H143L141 175H143L144 173H146V174H148V176L147 175H143L142 177H144V179H147L148 177L150 178V180L152 179H154V175H155V177H157V176H159V177H157V178H164L166 175H164L165 173H166V171L169 173V169L170 168H168L167 170H165V172L164 171H162L164 174H162V175H164V177H162V176H160L161 175V173H160V171H161V168H160V166L158 165V164H154L157 160H155L156 158H157V150H156V146L157 145H159V144H165V142L163 143V142H161V143H158V141L160 142V140L159 139H157L158 141H156V139H154V135L153 136H151V137H153V138H149V136L150 135H148L147 137H145V134H144V137L145 138H147L146 140H143V139H145L142 135H143V133L141 134V137L140 136H138V132L136 131V130H133V129H131V130H128ZM133 131V132H132ZM135 131V132H134ZM155 131V130H154ZM188 131V132H187ZM263 131V130H262ZM29 132V131H28ZM75 132V131H74ZM82 132V131H81ZM162 133V134H160V133ZM192 132V131H191ZM246 132V131H245ZM36 133H38V131L36 132ZM36 133H34L35 135H37ZM42 133V132H41ZM48 133V132H47ZM53 133V132H52ZM87 133V132H86ZM95 133H93V134H95ZM103 133V132H102ZM127 134H128V132H126ZM141 133V132H140ZM197 133V132H196ZM226 133V132H225ZM233 133V132H232ZM11 134H9V135H11ZM31 134V133H30ZM45 134V133H44ZM88 134V133H87ZM127 134H126V136L125 137H127ZM195 134V133H194ZM257 134V133H256ZM14 137H16V135H14V134H12ZM29 135V134H28ZM39 135V137H40V134H38ZM74 135V134H73ZM84 135V134H83ZM102 135V134H101ZM253 135H255V133L253 134ZM8 136V135H7ZM7 136H6V138H7ZM12 136V137H13ZM18 136V135H17ZM22 136H24V135H22ZM44 136V135H43ZM91 136V135H90ZM94 136V135H93ZM98 136H100V135H98ZM199 136V135H198ZM217 136H219V135H217ZM228 136V135H227ZM0 137H1V135H0ZM19 137V136H18ZM65 137V136H64ZM71 137V136H70ZM95 137V136H94ZM125 137H123L122 139H125ZM157 137V136H156ZM9 138V137H8ZM46 138V137H45ZM81 138V137H80ZM158 138V137H157ZM175 138V139H174ZM195 138V137H194ZM218 138V137H217ZM3 139V138H2ZM11 139V138H10ZM20 138H18V140H19ZM48 139V138H47ZM47 139H45V141L47 140ZM71 139H73V138H71ZM84 139V138H83ZM195 139H197V137L195 138ZM220 139V138H219ZM239 139H240V136H239ZM8 140V139H7ZM16 140V139H15ZM21 140V139H20ZM39 140V139H38ZM81 140V139H80ZM217 140V139H216ZM11 141H14L13 140V138H12V140ZM17 141V140H16ZM24 141V140H23ZM26 141V140H25ZM40 141V140H39ZM38 141V142H39ZM73 141H76L75 140V138H74V140ZM73 141H71V144H68V146L69 145H73ZM79 141V140H78ZM78 141H76V142H74V147H75V149H77V147H79V145H80V143H82L81 141H80V143H78L79 145L77 146V142ZM83 141V140H82ZM172 141V142H173ZM200 141V140H199ZM213 141V140H212ZM218 141V140H217ZM225 141V140H224ZM223 141V142H224ZM230 141V140H229ZM228 141V142H229ZM252 141V140H251ZM251 141H248V140H246L245 142V144H247V145H250V144H252L251 143ZM19 142V141H18ZM43 142V141H42ZM54 142H56V140H54ZM61 142V141H60ZM68 142H70V140H68ZM97 142V141H96ZM128 142H126L127 144H128ZM173 142V143H174ZM177 142V141H176ZM9 143H10V141H9ZM29 143V142H28ZM35 143V142H34ZM37 143V142H36ZM46 143H47V141H46ZM90 143V142H89ZM88 143V144H89ZM178 143V142H177ZM238 143V142H237ZM255 143V142H254ZM254 143H253V145H254ZM16 144V145H15ZM14 145L16 146H14L16 149H17V151H18V149H20V150H22V148L23 147H25V146H23L22 148H18V147H21L20 146V144H19V146L17 147V143H15ZM44 144V143H43ZM51 144V143H50ZM59 144V143H58ZM67 144H66V146H64V147H67L68 148V146H67ZM76 144V145H75ZM196 146H194V145ZM212 144V143H211ZM228 144V143H227ZM244 144V143H243ZM256 144H258V143H256ZM260 144V143H259ZM4 145H5V143H4ZM34 145V144H33ZM57 145V144H56ZM56 145H55V147H56ZM62 145V144H61ZM82 145H83V143H82ZM167 145V144H166ZM166 145L164 146V147H166ZM262 145V144H261ZM12 146V145H11ZM26 146H28V145H26ZM77 146V147H76ZM213 146V145H212ZM221 146V145H220ZM243 146V145H242ZM242 146H240L242 149H243V147ZM0 147H1V142H0ZM14 147H13V149H14ZM39 147V146H38ZM40 147H41V145H40ZM50 147V146H49ZM58 147L60 148V146H57V150H58ZM62 147V146H61ZM64 147H63V149H64ZM70 147H73V146H70ZM69 147V148H70ZM80 147L82 148V146L80 145ZM79 147V148H80ZM163 147V148H164ZM169 147H171V145H169ZM190 147V148H189ZM247 146H245L244 147V149H246L247 150V148H246ZM249 147V146H248ZM257 147H259V146H257ZM2 148V147H1ZM0 148V149H1ZM68 148V149H69ZM78 148V149H79ZM229 148V147H228ZM7 149V148H6ZM11 149V148H10ZM10 149H8V153L10 152ZM12 149V150H13ZM24 149V148H23ZM26 149H28V148H26ZM26 149H25V152H26ZM67 149V150H68ZM230 149V148H229ZM241 149V150H242ZM264 149V148H263ZM2 150H3V148H2ZM1 150V151H2ZM11 150V151H12ZM32 150H34V149H32ZM46 150H48V149H46ZM50 150V149H49ZM53 150V149H52ZM55 150V149H54ZM65 150V149H64ZM71 150H73V149H71ZM245 150V151H246ZM13 151H15V149L13 150ZM12 151V152H13ZM24 151V150H23ZM22 151V152H23ZM43 151V150H42ZM69 151V150H68ZM74 151H76V150H74ZM74 151H70V153H73ZM78 151V150H77ZM77 151H76V153H77ZM118 151V150H117ZM210 151H212V152H210L211 154H215L216 155V153H214V151H216V150H214V149H212V150H210ZM11 152V153H12ZM21 152V151H20ZM34 152V151H33ZM47 152V151H46ZM45 152V153H46ZM56 152V151H55ZM54 152V153H55ZM62 152V151H61ZM65 152V151H64ZM217 152H219V151H217ZM228 152V151H227ZM18 153V152H17ZM43 153V152H42ZM49 153V152H48ZM75 153V152H74ZM75 153V154H76ZM84 153V152H83ZM86 153V152H85ZM204 153V152H203ZM206 153V152H205ZM245 153V152H244ZM2 154V155H1ZM1 156H0V158H2V156H3V154H4V157L5 156H7V154H6V152H1ZM47 154V153H46ZM63 154V153H62ZM78 154V153H77ZM114 154V153H113ZM116 154V153H115ZM170 154H172L171 152L168 154V153H166L164 156H166L167 155V158L168 159H165V157H163L164 159H165V161L167 160L168 162H170L169 164H172V165H174L173 167L175 168L176 167V164H177V167L176 168H180L179 166H181L180 164H178V162L177 161H174L173 159H172V157L174 156L173 154V156H171ZM208 156L210 155L209 153H206ZM221 154V153H220ZM237 154V153H236ZM241 154H243L242 152H241ZM247 154V153H246ZM9 155V154H8ZM85 155V154H84ZM155 155H157V156H155ZM170 155V157H168ZM202 155V154H201ZM213 156V155H212ZM217 156V155H216ZM233 156V157H232ZM239 155H237V157H238ZM242 156V155H241ZM240 156V157H241ZM78 157V158H77ZM155 157V158H154ZM162 157V156H161ZM160 156L158 157L159 159L161 158ZM188 157V156H187ZM210 157H211V155H210ZM209 157V158H210ZM219 157H220V155H219ZM228 157H229V161H230V159H232L231 161H233V162H228L226 159H227V155H226V159H225V161H227L230 165L231 164H234L233 165V167L230 169V171L228 170V172L227 173H229V174H227L228 176H210V178L208 179L207 178V180H208V185H212V186H214V187H216V188H214V189H217L216 190V192L217 193H212L213 195H214V197H215V195L217 194V197L219 196V197H222V196H225V197H227L228 199H229V203H227L226 205H220V206H218V204H216L218 207H210L209 209V211H206V209H205V206L206 205H209V204H212V200H213V198H212V196L210 197L209 195H199L198 194V189L197 188H195V189H193V190H191L190 191V194H189V196L191 197V199L195 202V204H196V209L197 210H199V211H201L203 214H204V210L206 211V213L207 214H205V215H207L208 216V218L210 219L211 218V220L213 219V220H215V224L216 225H218L219 226V228H218V226H217V228H215V226H213L214 227V229L216 230V234H214V235H212L213 233H214V231L211 229V228H209L210 226H211V223L209 224L210 226L208 227V226H206V228H208V230H206V233H207V235L209 234V232H210V234L212 235H209L210 237H213L214 238V236L217 238V242L218 243H221L223 240H225V242L222 244L221 243V247L218 245V244H214V242H213V245L214 246H216L214 249L216 250V248H217V246L218 247H220V248H217V251H218V249H219V251L221 252V250L223 251V253H224V248L226 247V244L228 245L229 243H231L230 241H231V239H232V233H231V238L228 240V231H229V234H230V231L234 228H236V232H235V234H236V236H237V234H238V229L240 230H242V233H244V231H245V233H244V235L246 234V232L248 231V230H250L251 228H252V226H251V224L253 223L254 224V222L256 221L258 224H259V226L260 225H264V219H263V216L264 215H261V217H257V216H253L252 214H251V210L253 209V208H255V207H259L258 209L260 210V207L263 209V207H264V190H262V191H260L261 190V188L263 189L264 188V169H263V167L261 168V166L260 165H258V164H261V163H257V165H256V163H255V161L257 162V160L259 159H257V160H251V161H248V158H247V162H249V164H252V161H253V163L256 165V166H259V168L258 167H256L255 166V168L254 167H252L253 165H251V168H254V169H252L253 170V172H254V170L256 171V174H257V169L258 170H260L261 172L259 173V175L257 174V175H255L254 173H252V176H250V178H247V177H245V176H247V169L248 168H250V167H248L249 166V164L245 161V159H244V157H241V158H243V161H242V159H239V158H237L235 155H233V153H232V155H231V158H230V156L228 155ZM49 158V157H48ZM90 158V157H89ZM114 158V157H113ZM157 158V159H158ZM169 158H171V161H170V159ZM185 158H186V156H185ZM213 158H214V156H213ZM215 158H217V157H215ZM225 158V157H224ZM223 158V159H224ZM25 159V158H24ZM36 159V158H35ZM40 159V158H39ZM42 159V158H41ZM159 159H158V161H159ZM164 159H162V160H164ZM189 159V158H188ZM221 159V158H220ZM0 160H2V159H0ZM36 160H38V159H36ZM36 160H34V161H36ZM49 160V159H48ZM47 160V161H48ZM90 160V159H89ZM154 160V161H153ZM161 160V159H160ZM161 160V163L162 162H165V161H162ZM196 160V161H197ZM262 160V159H261ZM40 161V162H41ZM92 161V160H91ZM175 163H174V162ZM186 161V160H185ZM196 161H194V162H196ZM224 161V160H223ZM222 161V162H223ZM224 161V162H225ZM236 161V162H235ZM2 162V161H1ZM0 162V163H1ZM22 162V161H21ZM27 162H29L28 161V159H27ZM39 162V161H38ZM72 162H74V163H72ZM172 162V163H171ZM177 162V163H176ZM206 162V161H205ZM227 162H226V164H227ZM248 164V166H246V163ZM251 162V163H250ZM260 162H262V161H260ZM14 163H16V162H14ZM25 163V162H24ZM30 163H31V161H30ZM30 163H28L29 165H30ZM48 163V162H47ZM56 163H58V161H56L55 162V164H53V165H56ZM92 163V162H91ZM94 163V162H93ZM157 163V162H156ZM159 163H160V161H159ZM198 163H199V161H198ZM239 163V164H238ZM241 163V164H240ZM242 163H245L244 165L245 166H243V164ZM165 164V166H167L168 164H167V162H165L164 163ZM10 165H11V162H10ZM52 165V166H53ZM113 165V164H112ZM228 165V164H227ZM264 165V164H263ZM9 166V165H8ZM15 166H17V165H15ZM58 167H59V163H58V165H57ZM64 166H65V164H64ZM67 166V165H66ZM94 166V165H93ZM170 165H168L167 167H169ZM184 166V165H183ZM229 166V165H228ZM227 166V167H228ZM0 167H1V165H0ZM3 167V166H2ZM7 166L5 165V168H6ZM53 167H56V166H53ZM63 167V166H62ZM68 167V166H67ZM66 167V169H68ZM70 167V166H69ZM74 167V166H73ZM112 167V166H111ZM218 167V166H217ZM216 167V168H217ZM223 167V166H222ZM221 167V168H222ZM226 167V165H225V168H227ZM245 167V168H244ZM246 167H247V169H246ZM4 168V167H3ZM18 168V167H17ZM45 168H47V170L45 169ZM65 167H63V170H65L64 169ZM86 168V169H85ZM97 168V167H96ZM105 168V167H104ZM176 168H175V170L173 169V172H175V171H177L176 170ZM181 168H182V166H181ZM183 168H185V166L183 167ZM1 169V168H0ZM54 169V168H53ZM70 169H73V168H70ZM73 169V170H74ZM186 169V168H185ZM209 169V168H208ZM224 169V168H223ZM244 169H245V171H246V175L244 174V176H242V174L244 173ZM11 170V169H10ZM14 169H12V171H13ZM46 170V171H45ZM56 170V169H55ZM59 170H61V168L59 169ZM63 170H62V172H63ZM69 170V169H68ZM83 170V171H82ZM180 170V169H179ZM183 170V169H182ZM252 170H249L250 172L252 171ZM50 171V170H49ZM48 171V172H49ZM53 171V170H52ZM67 170H65L64 172H66ZM82 171V172H81ZM100 171V170H99ZM106 171V170H105ZM104 171V172H105ZM248 171V172H249ZM47 172V173H48ZM58 172H61V171H58ZM58 172H57V174H58ZM61 172V174H65L64 172L62 173ZM71 172H73V171H71L70 170V173ZM90 172V173H89ZM103 172V173H104ZM119 172V173H118ZM129 172V171H128ZM140 172V173H141ZM149 172H151V174H149ZM153 172V173H152ZM178 172H180V171H178ZM184 172V171H183ZM259 172V171H258ZM50 173V172H49ZM69 173V172H68ZM68 173L67 174H65V175H68ZM69 173V174H70ZM74 173V174H75ZM105 173H108V172H105ZM105 173H104V175H105ZM124 173V174H123ZM138 173V172H137ZM167 173V176H169V174ZM213 173V172H212ZM45 174V173H44ZM74 174H70V175H73L74 176ZM153 174V175H152ZM160 174V175H159ZM172 174V173H171ZM251 174V173H250ZM249 174V175H250ZM47 175V174H46ZM65 175H62V178H65L66 177V181H68V185H66V187L64 186H62L63 187V189L65 188V193L66 192H69V191H71V188H73L74 186L73 185H75L76 183H77V181H79V180H77V178H76V176H78V175H75V178L73 179V180H70L68 177L69 176H65ZM90 175V176H91ZM104 175H103V177H104ZM106 175H108V174H106ZM125 175H126V177H125ZM149 175H152L153 176V178H152V176H149ZM174 175H176V174H173V176ZM185 175V174H184ZM249 175H248V177H249ZM44 176V175H43ZM42 176V177H43ZM56 176V175H55ZM73 176H71V178H73ZM81 176H82V174H80V178H81ZM90 176H89V178H90ZM117 176V175H116ZM239 177V179L241 178V176H242V178H241V181L239 180V182H242L241 184H243L242 186V188H240V189H238L237 188V190H235V191H233L232 189L230 190L229 189V187L227 186L228 184H230V183H232L233 182V180H235V179H233L232 180V178H234V177ZM91 177H93V176H91ZM131 176H129V178H130ZM146 177V178H145ZM175 177H177V176H175ZM174 177V178H175ZM179 177V176H178ZM181 177V176H180ZM246 178V179H243V178ZM56 178V177H55ZM58 178V177H57ZM68 178V179H67ZM82 178H84V176L82 177ZM86 178H87V176H86ZM95 178V177H94ZM93 178V179H94ZM101 178V177H100ZM166 178V177H165ZM171 178V177H170ZM169 178V181L170 180H173L172 178L170 179ZM182 178V177H181ZM75 179H76V182H75ZM79 179V178H78ZM93 179H91L90 178V183H91V180H93ZM126 179V180H125ZM144 179H143V182H144ZM175 179H177L176 181L178 182L179 180V178H175ZM56 180V179H55ZM54 180V181H55ZM59 180V179H58ZM95 180H99V179H95ZM95 180H93V181H95ZM140 180H142V179H140ZM148 180V179H147ZM161 180V179H160ZM164 180H168V178L167 179H164ZM243 180V181H242ZM50 181V180H49ZM60 181H62L61 179H60ZM88 181V180H87ZM101 181V180H100ZM149 181V180H148ZM163 181V180H162ZM168 181V182H169ZM237 181V180H236ZM39 182H42V184L40 183L39 184ZM47 182V181H46ZM159 182H161V181H159ZM164 182V181H163ZM163 182H161L160 183V186L162 187L164 184H163ZM166 183L165 185L167 186V185H171V183ZM176 182V183H177ZM4 183V182H3ZM44 183H45V181H44ZM48 183V182H47ZM54 183H56V182H54ZM54 183H52V184H54ZM63 183V182H62ZM69 183L71 184V183H73V185H69ZM94 183H96V182H94ZM174 183H175V181H174ZM24 184H28V186L29 187H31L33 190L34 189H36V190H38L39 192H41V190H42V193L44 192H46L45 194H47V192L49 191V189H51V191L49 192L50 193V196H48V194H47V196H41V194H39L40 195V198L42 197V199H39V198H37L36 199V197H39V195H35V196H33V198H30L29 199V203H30V201L31 200H33V199H36V201H34L33 200V203H32V205H29L27 202H28V199L27 198H29L30 197V194L28 193V194H24V196L23 195H18L15 191H16V189L14 188V187H17L16 185H24ZM51 185V183H48V185ZM57 184V183H56ZM55 184V185H56ZM65 184H66V182H65ZM105 184V183H104ZM106 184V185H107ZM172 184H173V181H172ZM47 185V186H48ZM105 185V186H106ZM183 185V184H182ZM8 186H9V184H8ZM71 186H73V187H71ZM156 186V187H155ZM159 186V187H160ZM175 186V185H174ZM241 186V185H240ZM247 186V187H246ZM70 187V188H69ZM77 187V186H76ZM172 187H173V185H172ZM183 187V186H182ZM245 187V188H244ZM53 188V189H52ZM69 190H68V189ZM165 188V187H164ZM15 189V190H14ZM62 188L60 189V190H63ZM139 189V188H138ZM159 189V188H158ZM161 189V188H160ZM166 189V188H165ZM179 189V188H178ZM255 189H259L258 191L257 190H255ZM31 190V189H30ZM52 190H55V192L54 191H52ZM27 191V190H26ZM176 191V190H175ZM213 191H215V190H213ZM29 192H31V191H29ZM59 191H57L56 193H58ZM158 192H160V191H158ZM36 192L34 191V194H35ZM38 193V192H37ZM36 193V194H37ZM65 193L63 194V196L65 197ZM75 193V192H74ZM19 194H21V193H19ZM45 194H42V195H45ZM62 194V192L60 193V195ZM67 194V193H66ZM155 194V195H154ZM157 194H158V197H157ZM209 194H210V192H209ZM59 195V194H58ZM70 195V194H69ZM31 196V197H32ZM74 196V195H73ZM90 196V195H89ZM154 196H155V199H154ZM188 196V197H189ZM35 197V198H34ZM95 197V196H94ZM54 198H56V197H54ZM109 198H112V196L111 197H109ZM171 198V197H170ZM154 199V200H153ZM159 199V198H158ZM222 199V198H221ZM110 200V199H109ZM166 201H167V199H165ZM218 200V199H217ZM54 201V200H53ZM65 201V200H64ZM165 201V202H166ZM55 202V201H54ZM168 202V201H167ZM170 202V201H169ZM60 203V202H59ZM59 203H56V205L57 204H59ZM107 203V202H106ZM152 203V204H151ZM53 204V203H52ZM63 204V203H62ZM42 205H45V206H43V208L42 209H44V211L43 212H45V213H47V215H45V213L43 214V212L41 213V214H38L37 212H39V210H38V208H40ZM47 205V206H48ZM101 205V204H100ZM105 205H107V204H105ZM125 205V206H126ZM215 205V204H214ZM214 205H211V206H214ZM51 205H49L48 207L50 208V210L51 209H53V208H55V204L53 205V208H52V206L50 207ZM90 206H92L93 207V209L95 208L96 210H91L90 209ZM124 206V205H123ZM122 206V207H123ZM135 206H136V208H135ZM177 206V205H176ZM180 206V205H179ZM48 207H45V208H48ZM102 207V206H101ZM104 207V206H103ZM35 208H37L36 210H37V212L34 214V217H31V218H34V219H31L30 217H29V213L32 211L33 212V210H35ZM58 208V207H57ZM153 208H154V206H153ZM41 211V210H40ZM76 211V212H77ZM262 211V210H261ZM264 211V210H263ZM263 211H262V214H263ZM35 212V211H34ZM63 213H64V211H62ZM253 212V211H252ZM255 212V211H254ZM234 213V215H232ZM33 214V213H32ZM155 214V213H154ZM154 214H152V215H154ZM227 214H230V218L232 219V223L230 224V226L231 227H229L228 228V225H226L224 222V225L222 224V223H220L222 220H225L226 219V217H228V215ZM30 215H31V213H30ZM35 215H41L43 218L42 219H40L41 217H36ZM73 215V214H72ZM156 215V214H155ZM184 215V214H183ZM32 216V215H31ZM259 216V215H258ZM35 217H36V219H35ZM65 217V218H66ZM172 217V216H171ZM180 217V216H179ZM178 217V218H179ZM38 218V219H37ZM149 219H150V216L148 217ZM187 218V220L189 219L188 217H186ZM225 218V219H224ZM77 219L79 220V223H80V221L81 222H86L87 224H88V222H91L92 221V223H94L95 224V221H97L98 222V227L97 226H95L94 225V227L95 228H97V230L95 231L94 229V227H92V229L93 230H91L90 228H86L87 229V231L85 230V231H79V230H77V229H79L80 227H81V225H83V223H80L81 225H79V223H77L78 221H77ZM170 219V218H169ZM181 219V218H180ZM83 220V221H82ZM90 220V221H89ZM77 221V222H76ZM88 221V222H87ZM192 222H193V220H191ZM196 221V220H195ZM74 222H76V224L79 226H76V224H75V226L77 227H75L74 226ZM255 222V223H256ZM160 223H162V222H160ZM185 224H186V226L188 227V229L186 230V228L184 229V231H186V232H184L183 231V236L184 235H189V236H191V237H199V239H200V234L201 233H199V231H203V234H205V229H204V226H201L202 227V229L201 230H197V228L193 225V224H191L190 225V221H186V222H184ZM256 223V224H257ZM85 224V223H84ZM86 224V225H87ZM184 224V225H185ZM190 226H189V225ZM255 224V225H256ZM257 224V225H258ZM91 224H89V226H90ZM164 225V224H163ZM197 225H198V223H197ZM200 225V224H199ZM248 225H249V227H251V228H248ZM254 225V226H255ZM257 225L255 226V227H257ZM92 226H93V224H92ZM114 226V227H113ZM160 226V225H159ZM253 226V227H254ZM84 227H86V226H84L83 225V229H84ZM111 227V229L113 228V229H115V228H117L118 230L117 231H121V233H122V237L123 238H119V237H117V236H112V232H110L111 234L109 235V231L111 230H109L108 232H107V230H108V228H110ZM155 227H157V225L155 226ZM212 227V228H213ZM247 227V228H246ZM262 229H264V226H260ZM260 227H258L259 229H261ZM184 228V227H183ZM74 229V230H73ZM107 229V230H106ZM120 229V230H119ZM160 229H161V226H160ZM230 229V230H229ZM244 229H246V230H244ZM75 230H77L76 232H75ZM148 230V231H149ZM155 230V232H157L158 233V229H157V231H156V229H154ZM210 230H212V233H211V231ZM240 230V231H241ZM46 231L48 232V231H50L52 234H50V232H49V238H47V236L48 235H43V236H40L41 234H46ZM148 232V235H149V233H152V231L151 232ZM232 231H234V230H232ZM231 231V232H232ZM256 231V230H255ZM262 231V230H261ZM261 231H259V232H257V234L259 235V238L261 237V238H264L263 237V235L262 234H264L263 233V231L261 232ZM35 232V233H34ZM142 232V233H143ZM251 232V231H250ZM249 232V233H250ZM29 233H31V235L33 236V238L34 239H32L33 241H38L37 239L39 238V240L41 241V242H39V244H38V242H36V244L31 240L30 241V237H32L31 235L28 237H26L25 235H29ZM33 233V234H32ZM39 234V236L40 237H36L38 234ZM78 233H79V236H77L78 235ZM82 233V234H81ZM107 233V234H106ZM115 233V232H114ZM141 233V234H142ZM159 233H160V230H159ZM156 234V236H151V234L148 236V237H150V238H148L146 241H145V238H144V241L145 242H147V244H149V248L148 249H146V250H144V248L143 247H145V246H143L142 247V250H140V251H138V250H136L135 249V251L136 252H133V250H132V252H133V255H135L136 254V256H134V258L136 257V260H135V263L138 261V260H140L139 261V263L140 264H202V262H196V261H194V260H192V259H190V258H188V259H185V261H182L181 259V261H179L178 259L177 260H169V256L167 255V250L165 251V245L163 244V246H164V248L165 249H163L164 251H163V253L161 252V253H159V254H153V252L152 251H154L155 249H157V247H155L154 245L155 244H157V241H158V243H159V241L160 240H158V239H162L161 237V235L160 234ZM253 233V232H252ZM37 234V235H36ZM153 234V233H152ZM198 234L199 236H196V235ZM234 234V233H233ZM34 235H36L35 237H34ZM140 235V234H139ZM138 235V236H139ZM144 235V234H143ZM168 236H169V239L167 240L166 239V234H165V240H167V242H168V244H167V246L168 245H171V244H177V243H180V244H182L183 242L185 243V241H183L182 242V239L183 238H185V237H183L180 241L178 240V241H175V243H174V241H172V239H175V238H177V236H182V234L180 233L179 235L177 234V235H174L173 233H170V234H167ZM172 237H171V236ZM219 236L220 238H222V239H219L217 236ZM131 236H130V238H131ZM137 236V237H138ZM161 236V237H160ZM179 236V237H180ZM189 236H187V237H189ZM206 236V235H205ZM204 236V237H205ZM209 236H206L205 238H208ZM252 236V235H251ZM25 238V240H23L24 238ZM46 237V238H45ZM78 237H79V239H78ZM85 237V236H84ZM134 237V236H133ZM146 237V236H145ZM171 237V238H170ZM194 237V238H195ZM202 237H203V235H202ZM209 237V238H210ZM29 239V241H27V239ZM36 238V239H35ZM42 238V239H41ZM44 238V239H43ZM135 238V237H134ZM250 238H253V236L252 237H250ZM49 240L48 242L46 241L45 242V245L46 244H48V247L46 246V248L47 249H45L44 247L41 249V247H40V249L42 250L40 253H38L37 252V250H39L38 248H39V246H43V244L44 243H42V241L44 242V240ZM133 239V238H132ZM141 240L143 239V238H140ZM186 239V238H185ZM188 239V238H187ZM198 239V240H199ZM84 240V239H83ZM126 240V239H125ZM165 240H162V242L163 241H165ZM189 240V239H188ZM187 240V241H188ZM192 240V239H191ZM190 240V241H191ZM195 240V239H194ZM203 240V239H202ZM227 240L229 241V242H227ZM238 240V239H237ZM251 240H254V239H251ZM251 240H249V241H251ZM257 241H258V243H257V241H255L256 243L254 244V242L253 241H251V242H253V243H250V244H248V242H245L246 243V245H243V244H241V245H243V246H239V248L241 249L240 250V253H242L241 255H242V260L240 261V259H241V257L239 256V257H237V259L234 257H231L232 259H231V261H232V263L231 264H233L234 262L237 264V262L239 261L240 263H244V264H253V262H252V258H253V253H254V251H255V249H256V247L259 245V246H261V247H263V248H257V250H258V252H259V249L261 250V249H263L264 250V239L262 240V241H260V243L261 244H259V240H258V238L256 239ZM25 241H27L29 244H27ZM127 241V242H126ZM126 241H124L125 242V244L126 243H128V240H126ZM137 241H139V239L137 240ZM206 241V240H205ZM221 241V242H220ZM33 242V243H32ZM78 242V243H77ZM142 242V241H141ZM140 242V243H141ZM161 242V241H160ZM166 242V241H165ZM166 242V243H167ZM172 242V243H171ZM192 242H193V240H192ZM198 242V241H197ZM227 242V243H226ZM17 243L19 244L18 245V248L16 247H13L14 245L13 244H15V246H17ZM31 243H32V245H31ZM84 243V242H83ZM139 243V244H140ZM165 243V244H166ZM183 243V244H184ZM188 243V242H187ZM186 243V244H187ZM194 243V245H195V243H196V241L195 242H193ZM207 243V242H206ZM100 244H102V245H100ZM114 244V243H113ZM112 244V245H113ZM115 244H117V242L115 243ZM124 244V243H123ZM122 244V245H123ZM182 244V245H183ZM185 244V245H186ZM197 244V243H196ZM13 245V246H12ZM86 245V244H85ZM99 245V246H98ZM110 245V244H109ZM134 246L135 244L133 243H131V246ZM142 245V244H141ZM144 245V244H143ZM158 245V244H157ZM189 245V244H188ZM190 245H191V243H190ZM194 245L192 246L193 248H194ZM211 245V244H210ZM231 244H229V246H230ZM80 246V247H79ZM81 246H82V250H84V251H82L80 248H81ZM90 246V247H91ZM130 246V244H129V247L127 248L128 249V251L131 249V248H134V247H131ZM140 245H138V247H139ZM152 246H154L155 247V249H153L152 250ZM178 246H179V244H178ZM225 246V247H224ZM91 247V248H92ZM106 247V246H105ZM131 247V248H130ZM136 247V246H135ZM153 247V248H154ZM161 247L162 246H160V249H161ZM184 247V246H183ZM182 247V248H183ZM197 247H199V246H197ZM243 247V248H242ZM57 248V249H56ZM66 248V247H65ZM86 248H87V245H86ZM91 248H90V250H91ZM104 248V247H103ZM108 248V247H107ZM112 248H114V247H112ZM116 248V247H115ZM114 248V249H115ZM130 248V249H129ZM137 248V247H136ZM140 248H141V246H140ZM146 248H147V246H146ZM159 248V247H158ZM169 248H172V247H169ZM188 248H190V246L189 247H187V249ZM229 247H227L226 249H228ZM231 248V247H230ZM229 248V249H230ZM244 248H245V250H244ZM43 249H44V251H45V254L43 255ZM89 249V248H88ZM98 249H100V248H98ZM98 249L96 250V251H98ZM113 249V250H114ZM137 249H139V248H137ZM224 249V250H223ZM237 250H239L238 248H236ZM33 251L34 252V254H39V255H34V254H32L31 252H28V251ZM35 250H36V252H35ZM107 250V249H106ZM117 250H119L118 248H117ZM122 250H124L125 251V249H123L122 248ZM122 250H120V251H118V253H116L114 256H113V259L115 260V259H117V261L115 260H113L112 262H113V264L115 263V262H117V264L118 263H120V262H118V261H121V262H124L123 261V259L122 260H118V259H121L122 258V255L120 254L121 252H122V254H124V252L122 251ZM162 250V249H161ZM189 251H190V249H188ZM233 250V249H232ZM231 250V251H232ZM235 250V249H234ZM51 251V250H50ZM65 251V250H64ZM64 251H63V253H64ZM67 251V250H66ZM89 251V250H88ZM87 251V252H88ZM92 251V250H91ZM128 251H127V253H128ZM141 251L143 252V251H145V252H143V255H142V253H141ZM169 251V250H168ZM229 251V250H228ZM241 251H243V252H241ZM43 252V253H42ZM61 252V251H60ZM59 252V253H60ZM112 252V251H111ZM114 252V251H113ZM129 252H131V250L129 251ZM138 252H140L139 253V255L137 256V253ZM160 252V251H159ZM226 252H227V250H226ZM226 252L224 253L225 254V256H227L226 255ZM235 252V251H234ZM233 252V253H234ZM27 253H29V254H27ZM41 253H42V255H41ZM98 253V252H97ZM126 253V252H125ZM135 253V254H134ZM154 253H157V250H156V252H154ZM237 253H239V251L237 252ZM236 253V254H237ZM261 253V252H260ZM56 254V253H55ZM68 254H69V251H68ZM86 256H85V255ZM88 254V253H87ZM95 254H96V252H95ZM146 254V255H145ZM210 254V253H209ZM224 254H222V255H224ZM232 254V253H231ZM235 254V253H234ZM234 254H233V256H234ZM63 255V254H62ZM128 256H129V254H127ZM145 255V257L143 258V256ZM181 255H183V254H181ZM180 255V256H181ZM202 255H204V253L202 254ZM211 256L209 257V256H207V260H209V262H210V258H211V261H213V259H216V260H214L215 262L217 261V263H215L214 262V264H221V261H219L218 262V260H223L225 257L223 256V257H217V256H214V254H210ZM221 255V256H222ZM250 255L252 256V257H250ZM57 256V255H56ZM84 256H85V258H84ZM140 256H142V257H140ZM236 256H238V254L236 255ZM44 257L46 258V259H48L47 261H45V259H44ZM59 258L58 259H60V256H58ZM99 259H98V258ZM92 256L90 259L88 258V261H86L88 264H97V259L98 260H100V257H99V255L98 256ZM139 259H138V258ZM177 257V256H176ZM196 257V256H195ZM202 257V256H201ZM201 257H199V259L201 258ZM204 258L206 257L205 255L203 256ZM209 257V258H208ZM230 257V256H229ZM229 257H228V259H229ZM56 258V257H55ZM171 258H173L172 256H171ZM192 258V257H191ZM219 258H221V259H219ZM57 259V258H56ZM55 259V260H56ZM92 259V260H91ZM138 259V260H137ZM201 259H203V258H201ZM200 259V260H201ZM226 259V258H225ZM227 259V260H228ZM62 260V259H61ZM60 260V261H61ZM87 260V259H86ZM89 260H91V261H89ZM104 259H102V261H103ZM106 261H109L108 260V258H106L105 259ZM227 260H225V261H227ZM230 260V259H229ZM238 260V261H237ZM255 260V259H254ZM67 261V260H66ZM65 261V262H66ZM95 261H96V263H95ZM203 261H204V259H203ZM206 261V260H205ZM230 261V262H231ZM234 261V262H233ZM237 261V262H236ZM49 262V263H48ZM62 262H63V260H62ZM64 262V263H65ZM100 262V261H99ZM98 262V263H99ZM111 262V263H112ZM227 262H229V261H227ZM67 263V262H66ZM128 263V262H127ZM130 263V262H129ZM212 262H210V264H211ZM225 263V262H224ZM56 264V263H55ZM63 264V263H62ZM69 264V263H68ZM103 264V263H102ZM105 264H108V263H106L105 262ZM116 264V263H115ZM125 264V263H124ZM131 264H133L132 262H131ZM213 264V263H212ZM223 264V263H222ZM225 264H227V263H225ZM255 264V263H254Z\"/></svg>",
	"mask_w": 264,
	"mask_h": 264
}]
</instances>
